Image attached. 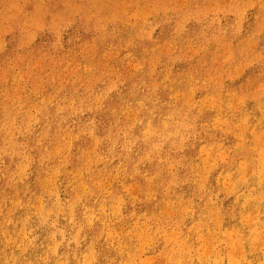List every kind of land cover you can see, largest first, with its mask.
I'll return each instance as SVG.
<instances>
[{
	"label": "rangeland",
	"instance_id": "obj_1",
	"mask_svg": "<svg viewBox=\"0 0 264 264\" xmlns=\"http://www.w3.org/2000/svg\"><path fill=\"white\" fill-rule=\"evenodd\" d=\"M224 3L225 4L227 3V4L225 5ZM262 5H263V8H262ZM87 9H89L90 11ZM199 9L201 12L199 11ZM262 9H264V0H186V1L185 0H145V2L144 0H123V1L122 0H0V129L1 128L3 129V130L1 129L2 131L0 130V208L2 206L7 208L5 209L4 207H2V210L0 209L1 210L0 211V227H1L0 228L1 229L0 230V241L2 240L0 242V245L4 243V240L7 239L8 241V242L5 241V243L7 242V244H3L2 246H0L1 264H6L7 263L6 261H8L7 264H14L13 261L9 260L10 258H12L13 260L14 257L17 259L20 258L21 260H27L29 261L30 264H33L35 259L39 258L40 251L43 250V239H42L41 233L47 232L49 228H51V232H50L51 235L52 234L56 235L58 233H61L62 230L63 232L61 234H64V236L66 235L58 243V246H57L58 251H60L61 249V246L59 245L60 243L62 244L66 242L69 246L68 252L64 253L63 264L64 263L65 264H84L85 261H86V264H88V261H89L88 259H90V255L92 254V253L90 254L91 250H93L92 252H95V253L92 254L89 264H92V263L93 264L94 263L95 264L96 263L97 264H107V263L108 264H116V263L122 264L124 261H126V264H159L160 261H161V264H167L166 262H168V264H171L172 257L173 259L175 258L179 259L177 261L176 259L175 261L172 260L173 261L172 264L174 263L177 264L178 262H179L178 264H233V260L237 256L239 257L240 262H237L238 261V257H237L236 258L237 261H234L235 262L234 264L236 263L237 264H259L260 262H262L260 264H264V258H263L264 257V229L262 230V228H264V225H263L264 224V215H263L264 207L261 209V207L264 206V181H263L264 178H262V176L264 175V171H263L264 169V152H263L264 148H262L263 147L262 145H264V135H263L264 133V92H262L264 91V75H263L264 74V12H263L264 10L262 11ZM86 12H87V15H85ZM63 15H65L64 18H63ZM260 20L262 21L261 22L262 24L259 22ZM20 22L23 25L25 23V25L22 26ZM24 36L27 37V38L25 37V40H24ZM28 38L32 40L31 42L29 41L30 43L29 42L27 43ZM236 39H237V42H236ZM103 52L104 53L106 52V53L104 54ZM228 54L230 56H228ZM223 61H225V63ZM196 69L197 71L195 72ZM230 72H231V75H230ZM162 77L164 79H162ZM143 80L147 84L141 83L143 82ZM202 81L204 83H201ZM181 83L183 84L181 85ZM145 87L146 88L148 87V88L146 89ZM165 87H166V90H164ZM233 90L237 91V95H236V92ZM229 91H231V93L233 92V94L235 93L234 94L235 97L233 96V94L230 96L231 93L229 94L228 93ZM14 92L16 93V95L14 94ZM7 93L8 95H6ZM93 93L95 94L93 95ZM181 93L183 94V97ZM17 94L18 96H22L21 97L22 100L20 99V97L15 98V97H18ZM239 94L242 96H240ZM227 95L229 96L228 98L223 97ZM88 96L90 98H88ZM167 96H170V97L167 98ZM211 96L213 97V99ZM6 97H8V100H6ZM59 97L61 98V100ZM203 97H207V98H203ZM42 98H43V102L45 103L41 104ZM45 98L48 100H50L51 98L52 99L48 103H46L48 100H46ZM119 98L124 99V100L122 99L123 101L121 100L122 103L120 104H119L120 102ZM1 99L3 100L1 101ZM129 99H131V101ZM139 99H141V101ZM218 99H221V100H218ZM226 99L227 101H230V99L232 100V102L230 101L232 107L229 104L230 102H227V101L224 102V100ZM222 100L224 104L228 103L229 106L226 104L227 106L226 107L224 104H222L220 102ZM16 101H20L21 105H20V102L17 103ZM162 101L164 102L162 103ZM4 102L11 103V105L10 103L9 105L6 103V107H5L6 110L3 109V105L5 104ZM94 102L96 105L94 104ZM138 102L140 105H138ZM22 103L24 105H22ZM68 103L69 104L73 103L74 105L73 104L69 105ZM77 103L79 105L82 104L80 105L82 108H80V106ZM133 103L135 104L137 103V104L134 106ZM168 103L169 104L171 103L172 106L170 104L171 106L170 107ZM201 104L203 105L201 106ZM19 105L22 109H20ZM33 105L35 106L33 107ZM137 105L139 106V108ZM222 105L226 108L230 107L229 112L227 111L228 109H225ZM17 106L19 107V109H17L18 108ZM24 106L25 107L28 106V109L27 107L23 109ZM31 106L35 109L34 111L35 113L32 112L33 108ZM114 106L117 107L118 109L117 108H115L116 110L113 109ZM221 106L222 108H220ZM30 107L32 108L31 110L29 109ZM124 108L125 110H123ZM154 108H156V110ZM217 108H219V111H216L218 110ZM3 110H4V113H3ZM56 110H57V113H56ZM112 110L117 111V112H113ZM122 110L124 112L126 111L125 114H123ZM143 111L145 113L144 115H142ZM129 112L131 114L133 112L134 113L131 115ZM162 112H165V113H162ZM29 113L31 114V117H32L31 121H30L31 117L29 116L30 115ZM58 113H60V115ZM113 113H116L117 117L115 116V114L113 115ZM168 113H170L169 114L170 117L169 115H167ZM5 114H6V117L4 120L2 117H4ZM13 116L15 117L13 118ZM158 116H161V117L159 118ZM131 117L134 119V121L136 120L137 123L134 122ZM148 117H150V120L148 119ZM241 117H243L244 119ZM54 118H55V121H54ZM118 118L120 119L119 121L120 124H118L117 122ZM130 118L134 122V126L136 125L135 128ZM143 118H144V122H143ZM145 118H147L148 121ZM161 118L163 121L158 120ZM11 119H12V122H10ZM240 119L241 120L243 119L245 122L242 121L241 123L239 121ZM167 120L168 121L170 120V121L167 122ZM91 121L93 124L90 123ZM102 121L104 122L103 125H102ZM161 121L162 123H160ZM129 122L132 124V126L131 124L129 125ZM139 122L144 123V124L145 123L148 124L149 122L150 124L148 126L150 127H147L146 125H143V124L141 125ZM224 122L227 124V126H225ZM11 123H14V124H11ZM127 123L129 127L127 126ZM87 124L88 125L90 124V125L88 126ZM157 124H160V125H158L157 127ZM5 125L7 128L4 129ZM116 125H118L117 129H119L120 131L115 129ZM47 126H49L48 130H47ZM83 126H85V129L83 128ZM86 126L90 128L92 127V129L90 130V128ZM109 126L111 129L109 128ZM143 126H145L144 129H146V131L143 130ZM252 126L254 128H252ZM151 127H152V130H151ZM16 128H18L20 132L17 131ZM105 128L108 131L105 130ZM139 128L140 130L141 129L142 130L140 131ZM147 128L149 129L147 130ZM177 128H178V131H177ZM10 129H12V131L14 132L11 133L12 131ZM101 129L103 130V132ZM238 130H241L242 134H240L241 131L239 132ZM37 131L39 132V134ZM44 131L47 132V134ZM66 131H69V132H66ZM90 131L92 132L94 131V132L92 133ZM43 132L44 134H46V135L44 134L43 135L45 139L47 140L42 138V136L39 137V135H42ZM107 132H109V135ZM251 132L252 134H250ZM35 133L37 134L35 135ZM136 133L137 135L139 133L140 136H137ZM87 134H90V135L87 136ZM106 134L109 138L106 137ZM128 134H129V137H127ZM131 134L132 136H130ZM142 134L145 136L148 135L146 136L148 137V139L145 137L146 139L145 140ZM57 135L59 137H57ZM71 135H73V137L77 136V138L75 139V137L73 138ZM237 135H239V137ZM52 136L56 138L53 137L54 138L53 139ZM13 137H15L16 140L12 139ZM93 137L94 138L96 137V138L94 139ZM261 137L263 138V141ZM37 138H40L38 140L40 141L38 142V144H36ZM59 138H60V141H59ZM90 139H91V142H90ZM51 140L53 141L54 144L53 143L52 144L54 146L51 143H49ZM69 140H70V143L68 142ZM96 140L100 144L96 143ZM259 140L261 142L260 144H259ZM57 141L59 142L57 143ZM138 141L139 143H137ZM94 142L96 144L95 146L96 148L94 147V144L93 146L92 144H90ZM48 143L50 145L49 147L47 146ZM202 144H204L205 146L203 147ZM45 145L47 148L45 147ZM74 145L76 146V148ZM24 146L25 148H23ZM40 147L41 149H39ZM150 147L152 148L154 147V149L155 148L156 149L153 150ZM54 149H55V152H54ZM113 149L115 152L111 151ZM206 149L208 151H205ZM84 150H86L87 152ZM200 150L202 153L200 152ZM62 151L63 153H61ZM94 151H95V154H94ZM99 151H101V153ZM197 151L200 152L201 154L200 153L197 154ZM203 151L205 154L203 153ZM210 151L212 153H209ZM91 152L93 154H91ZM126 152L128 153L131 152V153L128 154ZM218 152H220L219 155H218ZM241 152H244V154ZM73 153H75V155ZM80 153L81 155L83 154L84 155L80 156L79 155ZM97 153H98V156L100 154L99 157L97 156ZM154 153H155V156L153 155ZM246 153H247V156L245 159ZM134 154L136 155L134 156ZM233 154L238 155V156L234 158L232 157ZM240 154L241 156H239ZM221 155L222 156L224 155L225 157H222ZM79 156L82 158V160L80 159ZM84 156L85 158L87 157V159L88 157L90 158L88 159V162L87 160H85ZM181 156L183 158H181ZM229 156L230 158L228 159L229 160L228 161L229 163H228L226 157H229ZM200 157H202V159H199ZM54 158L55 159L57 158L56 160L58 162L61 160V162L56 163L57 161H55ZM102 158L103 159L105 158V159L103 160ZM106 158L108 160H106ZM225 158H226V161H225ZM74 159L76 160L75 162H74ZM206 159L210 161H207ZM211 159L212 161L214 160L216 162L215 164L217 165L214 164V161L211 162ZM41 160L43 161L41 162ZM83 160H85L86 162ZM114 160H116V162ZM117 160L120 163H119L118 169L114 171L115 168H117L115 166L118 165ZM202 160H205L204 164L206 165V167L205 165H202L203 164ZM239 160H241L242 163L241 161L239 162ZM18 162L19 163L21 162V163L19 164ZM84 162L86 163V165ZM209 162H211V164ZM68 163H71V165ZM194 163H196L197 165L196 164L194 165ZM212 163L215 165V166L213 165L215 168L212 166H209V164L212 165ZM224 163L225 165H223ZM239 163L241 164L240 166H242L243 168L242 171H245V174L241 171V169H239L240 168L238 167ZM245 163H247L246 166L248 165L247 169L246 167L244 168L245 165L243 166V164ZM18 164L20 165L19 167L21 168H24L26 166L27 167L24 170L20 168L22 170L21 171L18 168ZM121 164L123 165V167ZM173 164L175 165V167L173 166ZM63 165L64 166L67 165V167L62 168ZM133 165H136V166H133ZM235 165H236V169L234 167ZM53 166L55 167V169ZM70 166H71V169H70ZM73 166L75 168H73ZM88 166L89 168L90 166L92 168V169L90 168V171L88 169ZM167 166L169 169H167ZM201 166H203L202 168L206 170L202 169ZM208 166L211 167L210 169L211 172L209 170L207 172L208 176H206L205 173L207 171V168L209 169ZM249 166L251 169L253 168L252 169L253 171L251 170V172H249L250 170ZM56 168H58L60 171ZM136 168L137 170H135ZM143 168L146 170H144ZM81 169H82V172H81ZM232 169H234V171ZM55 170L56 171L58 170L59 173L57 172L55 174L54 173ZM96 170L98 171L99 174L97 173ZM138 170L142 175L139 172L137 173ZM36 171L37 173H35ZM113 171L116 173H114ZM134 171H136V173ZM204 171L205 173H203ZM76 172L78 174H75ZM89 172L90 174H88ZM93 172L94 174H92L93 175L92 176L91 173ZM145 172L146 173L150 172V173L146 174ZM246 172H249L250 175L248 173L247 174L249 176L246 175ZM95 173H96V176H95ZM57 174L58 175L60 174V175L56 176ZM97 174L98 176H100V178L99 177L97 178ZM115 174L117 175L116 177H115ZM128 174L132 176H129ZM150 174H152L153 177H151ZM203 174L208 178V179H205L206 180L205 182H204ZM221 174H223L222 176L224 178L221 176ZM226 175L228 176L226 177ZM80 176L83 177L81 179L79 178L81 181L79 179L77 180V177H80ZM90 176H92V178ZM112 176L114 177V179H112ZM201 176H203V178ZM239 176H241L242 179ZM46 177L47 179H45ZM149 177H151L150 179L153 181L154 184H151L152 181H150V185L148 184L149 183L148 181L150 180ZM9 178L11 181L8 180ZM11 178H13L14 180L12 181ZM72 178L73 180L71 181ZM94 178H96V180L99 179L98 183H100V185H103V186L97 187V185L99 184L97 183V181H95ZM129 178H132L133 180L131 179L129 181ZM201 178L203 179V182L205 184L204 187H203V183L201 182L202 181ZM225 178H227L226 181H225ZM143 179L145 180V184L148 182L147 183L148 185H145L142 182ZM154 179L157 181H154ZM125 180H127L126 181L127 183L135 182L136 180L135 182L136 184L134 183L135 184L134 186L132 183L126 184ZM221 180H223L224 182H227L228 185L226 183L225 184L222 183V185L224 184L225 186H228V188H230L228 191L225 188V186L224 188L226 190L225 189H224L225 191L223 190V186H221V183H220L223 181ZM227 180L231 182L232 185H229L230 183ZM259 180L261 184L258 183ZM21 181L23 184L21 183ZM39 181L40 182L42 181L43 183H40ZM62 181L63 183H61ZM85 181L86 183H84ZM217 182L219 185L217 184ZM46 183L48 185H46ZM82 183H84L83 184L84 186L82 185ZM138 183H140V185H138ZM60 184H63L62 186L65 188H60L62 187ZM94 184L96 186H94ZM49 185L52 186V189ZM70 185H71V188H69ZM81 185L82 187H85V185L87 186L85 188L86 190L83 188V192L81 190L82 189ZM89 185H91L92 187L91 186L89 187ZM129 185L131 188L129 187ZM136 185L139 187H137ZM199 185L200 187H198ZM42 186L43 187L45 186V187L43 188ZM72 186L73 187L78 186V187L73 188ZM119 186L121 187L123 186V187L120 188ZM148 186L151 189L150 191L148 190V193H147L145 189L146 188L149 189ZM46 187L50 189V191L54 194L49 192V190ZM53 187L55 188L57 187V189L55 190ZM96 187H97V191H95ZM92 188L94 190H92ZM199 188L204 189V190H201ZM63 189H65L64 191L65 193L63 192ZM78 189L80 190L78 191ZM87 189L88 190L90 189V191H88ZM98 189H101V191ZM103 189L106 192L103 191L104 192L103 193L102 192ZM115 189H117V191L119 190L120 193L117 192ZM139 189H140V192H139ZM235 189L237 190V192H235L236 191ZM46 190L49 193L46 192ZM109 190L110 191L112 190V191L110 192ZM199 190L201 191L199 192ZM56 191L59 193V195L58 193H56ZM98 191L103 194L98 193ZM229 191L230 192L233 191V192L230 193ZM77 192H79V196ZM87 192L96 193V194H92L91 196L93 197H91L90 193L88 195ZM172 192L174 195L172 194ZM110 193H112V195ZM118 193L120 194V196ZM135 193L137 195H135ZM149 193H152V194L150 195ZM75 194L78 196L77 197L78 199L75 198L76 197ZM83 194L86 196V199H85V196L83 197ZM143 194L145 195L144 197H143ZM235 194L237 195L235 196ZM202 195L204 196L201 197ZM95 196L98 199H96ZM128 196L130 197L128 198ZM178 196H182V198ZM100 197L102 198V200L101 202H98L101 199ZM117 197L121 199L122 197L123 199L126 197V199L127 198L129 199V201L128 199L127 200L124 199L122 200L123 201L122 202ZM132 197L134 198L135 201L133 200ZM162 197L168 200L170 199L168 201L170 202L168 203L169 206L167 205L168 208L165 205V201L167 203V200L165 199L162 200L163 199ZM237 197H239L240 199ZM246 197H247L246 200L248 202L246 200H243ZM151 198L153 199L150 200ZM178 198L182 200L180 201L178 200ZM209 198H212V199H209ZM250 198L252 199L250 200ZM257 198L258 199L260 198L259 199L260 201L258 200L259 202L257 201ZM37 199H40V200H37ZM207 199H209L208 201L211 202L212 205H210ZM237 199H238V202H237ZM6 200L7 202H9V200H11L12 202L14 201V204H17L15 205L16 207L14 206V204L11 205L12 204L11 201L10 203H7ZM17 200H19V202ZM41 200L43 203L41 202ZM154 200L156 201L161 200L162 202L159 201L158 203V201L156 202ZM242 200L244 202H241ZM62 201H65V202H62ZM67 201L69 202L67 203ZM107 201H109V204L107 203ZM172 201L174 202L176 201V202L172 203ZM140 202H142V204ZM187 202H190V204L189 203L187 204ZM240 202L244 210L240 206ZM64 203H66L65 206H64ZM97 203L98 204L100 203L102 212L97 211V210H100V208L96 210L93 209L95 208L94 206H96ZM110 203H111V206L113 204L112 208L109 207ZM154 203H158L155 206L156 208L154 207L155 209L153 208ZM244 203L246 204L244 205ZM114 204L117 206L114 207ZM176 204H179L177 205L178 207L174 206ZM30 205L32 206V208ZM87 205L88 207L91 206L90 208H92L93 210L87 209L85 212H83V210L87 208ZM100 205L99 206L97 205L96 208L100 207ZM150 205H151V208H150ZM206 205H209V206L206 207ZM38 206L42 210V212L37 209ZM143 206L145 208H143ZM164 206L168 209V211L165 210L166 208ZM171 206H172V210L175 208V210L173 211L171 210L174 214L169 209V207ZM232 206L234 207V209L232 208ZM253 206H255V208H252ZM117 207L118 209L120 208V210H118V212L116 213L117 209L115 208ZM181 207L183 208L184 211H182ZM184 207H186V210ZM216 207L217 209H215ZM177 208L178 210H176ZM209 208L212 210L210 211ZM106 209H108L109 211ZM158 209L159 211H155ZM196 209L197 211L199 210L197 212L199 213V215L196 214ZM10 210L11 212L9 213ZM143 210H145L146 212L144 211L145 212L144 213ZM187 210H189V212ZM230 210H233V211H230ZM38 211L41 214L38 213ZM165 211H167L166 213L170 212L172 215H170L169 213L168 215L166 214L167 215L166 216ZM202 211H204L205 215L202 214L201 216ZM252 211L255 214H252L253 213ZM80 212H82V214ZM95 212H98V214ZM103 212L105 213L104 215H103ZM183 212H186V213L184 214ZM230 212H232V214ZM86 213H89V214H86ZM90 213H92V215L94 216H92ZM143 213L146 215V218ZM149 213L150 214L152 213L151 215L155 219H153L151 215L147 219V217L149 216ZM216 213L218 214V217H215ZM56 214L59 216H57ZM83 214L84 215L86 214L85 215L86 217L88 215H91L92 217L89 216L87 218H83L84 217ZM182 214H184L185 216H182ZM209 214H210V217H209ZM241 214L242 216L239 217ZM245 214H249L251 217L253 216L252 219L249 215H248L249 217L247 215L245 216ZM16 215H17V218L15 217ZM25 215L27 216V218H25ZM177 215H178V218H177ZM197 215L200 216L199 218L201 219V223L198 222L200 220L197 217ZM78 216L79 217L83 216V217L79 219ZM96 216H98L99 218ZM203 216H205V218L202 219ZM23 217H24L25 222L24 220L22 221ZM62 217H63V220H62ZM138 217H139L138 219L139 221L138 223H136L135 221L137 219L135 218H138ZM156 217L158 220L156 219ZM232 217H234V219H231ZM246 217L247 219H249L246 221L247 222L251 221V224H248L245 220H243ZM100 218H102V220H104L105 223ZM214 218H218L216 222L220 221L222 225L217 227V225L221 223L220 222L219 224L215 223ZM236 218H239V219L237 220ZM70 219L71 221L69 222ZM44 220H46V223H44L45 222ZM96 220H97V223L95 224ZM234 220L235 221L237 220L238 222L239 221L240 222L238 223L237 221L235 222ZM98 221L102 222V224H100ZM141 221L143 223H141ZM203 221L205 223H203ZM244 221L245 223H243ZM254 221L256 222L255 224H254ZM68 222H69V225H68ZM81 222L83 223L80 224ZM108 222L111 224H109ZM134 222L136 224H134ZM193 222L195 226L192 224ZM241 222H242V225H241ZM92 223L95 225L92 226ZM20 224L21 225L24 224V225H22L21 227ZM99 224L103 226L104 228V229L102 228L103 231L100 230L101 228L99 227ZM139 224L141 225L140 227L138 226ZM134 225H137V228L136 226L134 227ZM143 225L145 227H143ZM120 226L122 227L120 228ZM176 226L179 228V230ZM197 226H200L198 229L199 231L201 229L200 232L197 230ZM236 226H237V229H236ZM255 226H256V230H261V232L254 230ZM17 227L19 229L18 232L16 230ZM106 227H109L112 229L108 231L109 228H106ZM127 228L129 230L131 228L133 229L136 228V229H134V231L130 230L129 231L130 234H129ZM145 228L146 229L151 228V229L145 230ZM189 228L191 229L193 228V230L190 231ZM205 228L208 230V232H210V230L211 232L212 230L214 231L216 230L215 231L216 233L213 231L212 232L213 235L212 236L210 235L211 239L213 240L212 243H210L211 242L210 237H209L210 240L206 239L207 238L206 236L208 234H206L207 231ZM250 228H253V230ZM2 229H5V231ZM9 229L10 230L12 229L13 231L12 230L9 231ZM115 229H116L117 234L115 232ZM154 229H156V233ZM194 229H195V232H193ZM221 229L224 231H222ZM232 229L233 230L235 229V230L233 231ZM6 230H7L8 235H10L12 238L11 237L8 238L7 234L5 235ZM22 230L26 231V234H29V237L26 236L25 233L22 234L23 233ZM112 230L114 231V233H112L113 232ZM163 230L164 232L166 231V234H163L164 233ZM135 231H137L138 233H136ZM157 231H160V233ZM168 231L169 232L171 231L172 233L169 234ZM228 231L229 233L231 231L232 234H228ZM254 231H256L255 234H254ZM109 232H111V234ZM126 232L128 233L127 234L128 236L126 235ZM131 232H134V235H136L137 238L133 235V233H132L133 235L132 236ZM144 232H148V234ZM176 232H179V233H176ZM258 232H260L261 235L256 234ZM20 233L21 235H19ZM189 233L191 236L189 235ZM192 233H194L193 234L194 236L192 235ZM35 234L37 235L36 237H34ZM197 234L198 235L203 234L202 237H200L201 235H199V238H203V236L205 238L200 240L198 236L196 237ZM217 234H218V237L215 238L216 237L215 235ZM225 234L229 237V239ZM239 234L243 235L244 243H243V240L241 243H238V241L240 240L239 238H241ZM22 235H24L27 238H24V236ZM75 235H78V237L80 236L79 237L80 243L77 244L76 246L71 243V237ZM146 235L151 238L150 242H148L149 238H147ZM234 235L235 237H233ZM253 235L254 236L256 235V237L258 236L259 237L256 239V237H254ZM19 236H21V238L23 237L22 238L23 241L22 240L20 241L21 238H19ZM100 236L102 237L100 238ZM107 236H110L111 237L110 239L113 238L114 241L111 240L110 242ZM138 236L139 237L144 236L143 238L145 237L147 238L143 240L140 237L138 240V241L141 240L142 241V242L140 241L141 243L143 242L147 243L146 245H143L140 242H138L141 244L140 247L142 248L143 251L141 250V248H138L140 244L135 242L137 241L136 239H138ZM152 236H154V238ZM169 236L172 239L173 237L175 239H173V241H171L170 239V241L167 242L169 239V238L167 239V237ZM3 237L5 238L4 240L2 239ZM126 237H130V241H128L129 238L127 239ZM195 237L198 238L199 240L196 239ZM213 237L215 238V242H214ZM15 238L17 239V241H15L16 240ZM31 238L34 240H32ZM218 238H220V241ZM131 239H132V242H131ZM181 239L183 240V242L185 239L186 240L183 243ZM223 239H226V240H223ZM9 240L11 241L13 240L12 241L13 244L9 243L11 242ZM100 240L101 242L102 241L103 242L102 243L99 242L98 244V241ZM208 240L210 242H207ZM253 240L255 241L257 240V242H254ZM260 240H262L263 242ZM176 241L178 242L173 243ZM229 241L233 243L234 248H236L237 250L239 249V251H235L236 249L228 248V246L231 245L229 244L230 243ZM233 241L235 243L237 242L236 246ZM17 242L20 244L19 246ZM115 242L117 244H115ZM129 242H131L130 245H129ZM166 242L167 244H165ZM249 242H253V244ZM104 243H106L105 246L107 245L106 248L104 246ZM178 243H183L184 247L181 248V244L178 245ZM226 243H228L229 245ZM95 244H97L98 246ZM118 244H121V245H118ZM191 244L193 248L191 247ZM239 244H240V247H239ZM245 244L249 247H247ZM4 246L6 247V249H4ZM95 246L99 248H96ZM250 246L252 247L255 246V248L253 249ZM16 247L18 250H16ZM25 247L27 251L25 250ZM164 247H166L165 249L167 251L164 249ZM170 247L171 248L173 247V249H171ZM174 247L176 248L178 247L180 248V250L182 249L183 251L182 250L178 251L179 249L177 248L175 249L176 252L174 253L175 251ZM189 247H191L192 249H190ZM243 247L248 248L249 259L247 260L243 259L244 258L243 253H241L243 250L240 251ZM12 248L13 250L11 253L10 250ZM111 248L112 250H110ZM115 248L116 250H114ZM119 248H121V251L119 250ZM168 248L171 251H168ZM81 250H84L85 254L81 253ZM230 250H231L230 255L232 254L231 257L233 256V254L235 256V257L233 256L234 259H232L233 257L230 259L232 262H230L229 260ZM233 250L235 251L234 253H232ZM112 252H113V255H112ZM237 252L241 253L242 256L241 254L240 256L237 255L238 254ZM87 253H89L88 254L89 258L87 256ZM99 253H100V256H98ZM165 253H167L168 256L170 257V261H169V257L166 258L167 255L164 256ZM171 253L172 254L174 253V256ZM11 254L12 256H10ZM175 254L177 257L175 256ZM66 255L68 257H65ZM162 255L167 260L166 259L162 260V257H163ZM73 256H75L76 258ZM83 256L85 257L87 256V257L85 258ZM95 256L96 258H94ZM22 257H25V258H22ZM2 258L4 259V261L5 260L6 261L3 262ZM45 258H46L45 260L46 262L52 259L51 255L49 254H46ZM80 258H82V260ZM119 258L121 259L119 260ZM240 258H242L243 260H241Z\"/></svg>",
	"mask_w": 264,
	"mask_h": 264
},
{
	"label": "bare ground",
	"instance_id": "obj_2",
	"mask_svg": "<svg viewBox=\"0 0 264 264\" xmlns=\"http://www.w3.org/2000/svg\"><path fill=\"white\" fill-rule=\"evenodd\" d=\"M122 1H123V0H122ZM185 1H186V0H185ZM70 2H71V1H70ZM89 2H90V1H89ZM144 2H145V0H144ZM178 2H179V1H178ZM180 2H181V1H180ZM183 2H184V1H183ZM261 2H262V1H261ZM66 3H67V2H66ZM74 3H75V2H74ZM102 3H103V2H102ZM135 3H136V2H135ZM157 3H158V2H157ZM172 3H173V2H172ZM174 3H175V2H174ZM232 3H233V2H232ZM80 4H81V3H80ZM90 4H91V3H90ZM224 4H225V3H224ZM226 4H227V3H226ZM226 4H225V5H226ZM92 5H93V4H92ZM101 5H102V4H101ZM155 5H156V4H155ZM210 5H211V4H210ZM3 6H4V5H3ZM156 6H157V5H156ZM173 6H174V5H173ZM204 6H205V5H204ZM208 7H209V6H208ZM259 7H260V6H259ZM262 8H263V5H262ZM11 9H12V8H11ZM65 9H66V8H65ZM259 9H260V8H259ZM71 10H72V9H71ZM87 10H89V9H87ZM157 10H158V9H157ZM163 10H164V9H163ZM203 10H204V8H203ZM263 10H264V9H262V11H263ZM76 11H77V10H76ZM89 11H90V10H89ZM199 11H200V9H199ZM12 12H13V11H12ZM17 12H18V11H17ZM72 12H73V11H72ZM87 12H88V11H87ZM87 12H86L85 15H87ZM200 12H201V11H200ZM263 12H264V11H263ZM6 13H7V12H6ZM13 13H14V12H13ZM77 13H78V12H77ZM111 13H112V12H111ZM149 13H150V12H149ZM70 14H72V13H70ZM82 14H83V12H82ZM256 14H257V13H256ZM259 14H260V13H259ZM259 14H258V15H259ZM16 16H17V15H16ZM16 16H15V17H16ZM60 16H61V15H60ZM64 16H65V15H63V18H64ZM66 16H67V14H66ZM83 16H84V15H83ZM91 16H92V15H91ZM144 16H145V15H144ZM198 16H199V15H198ZM200 16H201V15H200ZM18 17H19V16H18ZM18 17H17V18H18ZM20 18H22V17H20ZM57 18H58V17H57ZM59 18H60V17H59ZM61 18H62V17H61ZM63 18H62V19H63ZM189 18H190V17H189ZM200 18H201V17H200ZM200 18H199V19H200ZM24 19H25V17H24ZM38 19H39V18H38ZM90 19H91V18H90ZM145 19H146V17H145ZM194 19H195V18H194ZM57 20H58V19H57ZM60 20H61V19H60ZM87 20H88V19H87ZM103 20H104V19H103ZM20 21H21V20H20ZM28 21H29V20H28ZM34 21H35V20H34ZM36 21H37V20H36ZM114 21H115V20H114ZM38 22H39V21H38ZM57 22H58V21H57ZM259 22L261 23L262 21L260 20ZM33 23H34V22H33ZM20 24H21V22H20ZM31 24H32V23H31ZM40 24H41V22H40ZM104 24H105V23H104ZM261 24H262V23H261ZM21 25L24 26L25 23H24V25H23V24H21ZM219 25H220V24H219ZM54 26H55V25H54ZM102 26H103V25H102ZM177 26H178V25H177ZM35 27H36V26H35ZM39 27H40V26H39ZM33 28H34V27H33ZM100 28H101V27H100ZM176 28H178V27H176ZM35 29H36V28H35ZM41 30H42V29H41ZM101 31H102V30H101ZM141 31H142V30H141ZM238 31H239V30H238ZM2 32H3V31H2ZM32 32H33V31H32ZM236 33H237V32H236ZM31 34H32V33H31ZM26 35H28V34H26ZM134 35H136V34H134ZM245 36H246V35H245ZM25 37H26V36H24V40H25ZM32 37H33V36H32ZM113 37H114V36H113ZM26 38H27V37H26ZM223 38H224V37H223ZM30 39H31V37H30ZM30 39L28 38L27 43H28L29 41H30V42L32 41V40H30ZM140 39H141V38H140ZM218 39H219V37H218ZM247 39H248V38H247ZM250 39H251V38H250ZM215 41H216V40H215ZM30 42H29V43H30ZM236 42H237V39H236ZM241 42H242V41H241ZM1 43H2V42H1ZM25 43H26V41H25ZM219 43H220V42H219ZM224 43H225V42H224ZM248 43H249V42H248ZM246 44H247V43H246ZM129 45H130V44H129ZM225 45H226V44H225ZM225 45H224V46H225ZM243 45H244V44H243ZM243 45H242V46H243ZM126 46H127V45H126ZM216 46H217V45H216ZM156 48H157V47H156ZM215 48H216V47H215ZM219 48H220V47H219ZM228 48H229V47H228ZM243 48H244V47H243ZM243 48H241V49H243ZM245 48H246V46H245ZM157 49H158V48H157ZM225 49H226V47H225ZM232 49H233V48H232ZM220 50H221V49H220ZM227 50H228V49H227ZM244 51H245V50H244ZM239 52H241V51H239ZM246 52H247V51H246ZM96 53H97V52H96ZM103 53H104V52H103ZM105 53H106V52H105ZM105 53H104V54H105ZM223 53H224V52H223ZM225 53H226V52H225ZM227 53H228V52H227ZM101 54H102V53H101ZM245 54H246V53H245ZM251 54H252V53H251ZM246 55H247V54H246ZM105 56H107V55H105ZM228 56H230V55L228 54ZM247 56H248V55H247ZM226 57H227V56H226ZM232 57H233V56H232ZM254 57H255V56H254ZM228 58H229V57H228ZM228 58H227V59H228ZM230 58H231V57H230ZM102 59H103V58H102ZM108 59H109V58H108ZM87 60H88V59H87ZM103 60H104V59H103ZM232 60H233V59H232ZM246 60H247V59H246ZM253 60H254V59H253ZM90 61H91V60H90ZM205 61H206V60H205ZM106 62H107V61H106ZM223 62L225 63V61H223ZM232 62H233V61H232ZM202 63H203V62H202ZM85 64H86V63H85ZM203 64H204V63H203ZM247 64H248V63H247ZM235 65H236V64H235ZM235 65H234V66H235ZM231 66H232V65H231ZM231 66H230V67H231ZM186 68H187V67H186ZM184 69H185V68H184ZM231 69H232V68H231ZM101 71H102V70H101ZM196 71H197V69L195 70V72H196ZM100 74H102V73H100ZM196 75H197V73H196ZM219 75H220V74H219ZM230 75H231V72H230ZM263 75H264V74H263ZM157 76H158V75H157ZM142 78H143V76H142ZM191 78H192V77H191ZM162 79H164V78L162 77ZM196 79H197V78H196ZM141 80H142V79H141ZM154 80H155V78H154ZM190 80H191V79H190ZM212 80H213V79H212ZM160 82H161V81H160ZM178 82H179V81H178ZM141 83L147 84V83L144 82V80H143V82H141ZM201 83H204V82L202 81ZM182 84H183V83H181V85H182ZM131 85H132V84H131ZM147 86H148V85H147ZM256 86H257V85H256ZM258 86H259V85H258ZM260 86H261V85H260ZM125 87H126V86H125ZM151 87H152V86H151ZM145 88H146V87H145ZM147 88H148V87H147ZM147 88H146V89H147ZM237 88H238V87H237ZM250 88H251V87H250ZM256 88H257V87H256ZM261 88H262V87H261ZM97 89H98V88H97ZM97 89H96V90H97ZM136 89H137V87H136ZM150 89H151V88H150ZM90 90H91V89H90ZM111 90H112V89H111ZM164 90H166V87L164 88ZM240 90H241V88H240ZM255 90H256V89H255ZM53 91H54V90H53ZM105 91H106V90H105ZM130 91H131V89H130ZM168 91H169V89H168ZM177 91H178V90H177ZM214 91H215V90H214ZM233 91H235V92H236V95H237V91H236V90H233ZM253 91H254V90H253ZM260 91H261V90H260ZM9 92H10V91H9ZM16 92H17V91H16ZM51 92H52V90H51ZM99 92H100V91H99ZM116 92H117V91H116ZM126 92H127V91H126ZM150 92H151V91H150ZM150 92H149V93H150ZM158 92H159V91H158ZM178 92H179V91H178ZM224 92H225V91H224ZM262 92H264V91H262ZM40 93H41V92H40ZM73 93H74V92H73ZM128 93H129V92H128ZM228 93L230 94L231 91H229ZM228 93H227V94H228ZM257 93H258V92H257ZM10 94H11V93H10ZM14 94L16 95L15 92H14ZM94 94H95V93H93V95H94ZM106 94H107V93H106ZM117 94H118V93H117ZM181 94H182V93H181ZM188 94H189V93H188ZM217 94H218V93H217ZM232 94H233V92L230 94V96H231ZM234 94H235V93H234ZM234 94H233V96H234ZM6 95H8V93H7ZM78 95H79V94H78ZM150 95H151V94H150ZM207 95H208V94H207ZM210 95H212V94H210ZM214 95H215V94H214ZM239 95H240V94H239ZM239 95H238V97H239ZM17 96H18V94H17ZM36 96H37V95H36ZM64 96H65V95H64ZM123 96H124V95H123ZM130 96H131V95H130ZM148 96H149V95H148ZM148 96H147V97H148ZM240 96H242V95H240ZM254 96H255V95H254ZM256 96H257V95H256ZM19 97H20V99H21L22 96H18V97H15V98H19ZM53 97H55V96H53ZM65 97H66V96H65ZM75 97H76V95H75ZM92 97H93V96H92ZM102 97H103V96H102ZM168 97H170V96H167V98H168ZM182 97H183V94H182ZM207 97H208V96H207ZM207 97H203V98H207ZM211 97H212V96H211ZM211 97H210V98H211ZM214 97H215V96H214ZM217 97H218V96H217ZM223 97H227V98H228L229 96L227 95V96H223ZM234 97H235V96H234ZM234 97H233V98H234ZM238 97H237V98H238ZM47 98H49V97H47ZM59 98H60V97H59ZM88 98H90V97L88 96ZM88 98H87V99H88ZM93 98H94V97H93ZM103 98H104V97H103ZM120 98H121V97H120ZM120 98H119V99H120ZM134 98H135V97H134ZM221 98H222V97H221ZM240 98H241V97H240ZM32 99H33V98H32ZM45 99H46V98H45ZM51 99H52V98H51ZM51 99H50V100H51ZM122 99H123V98H122ZM122 99H120L119 104L122 103V102H121ZM187 99H188V98H187ZM189 99H190V98H189ZM212 99H213V97H212ZM216 99H217V98H216ZM231 99H232V98H231ZM231 99H230V101L232 102ZM235 99H236V98H235ZM238 99H239V98H238ZM238 99H237V100H238ZM241 99H242V98H241ZM2 100H3V99H1V101H2ZM4 100H5V99H4ZM6 100H8V97H6ZM6 100H5V101H6ZM16 100H17V99H16ZM21 100H22V99H21ZM21 100H20V101H21ZM39 100H40V99H39ZM46 100H48V99H46ZM46 100H45V101H46ZM50 100H48L46 103H48ZM53 100H54V99H53ZM57 100H58V98H57ZM60 100H61V98H60ZM60 100H59V101H60ZM65 100H66V99H65ZM74 100H75V99H74ZM88 100H89V99H88ZM110 100H111V98H110ZM123 100H124V99H123ZM123 100H122V101H123ZM129 100L131 101V99H129ZM129 100H128V102H129ZM132 100H133V98H132ZM135 100H136V99H135ZM139 100L141 101V99H139ZM139 100H137V101H139ZM177 100H178V99H177ZM198 100H199V99H198ZM205 100H206V99H205ZM210 100H211V99H210ZM218 100H221V99H218ZM218 100H217V101H218ZM237 100H236V101H237ZM239 100H240V99H239ZM20 101H16V102L18 103V102H20ZM63 101H64V100H63ZM137 101H136V102H137ZM185 101H186V100H185ZM217 101H216V102H217ZM226 101H227V99L224 100V102H226ZM230 101H227V102H230ZM240 101H241V100H240ZM240 101H239V102H240ZM242 101H243V100H242ZM26 102H28V101H26ZM26 102H25V103H26ZM55 102H56V101H55ZM101 102H102V100H101ZM114 102H115V101H114ZM116 102H117V101H116ZM133 102H134V101H133ZM163 102H164V101H162V103H163ZM220 102H221L222 104H224L223 100L220 101ZM220 102H219V103H220ZM231 102H230L229 104H230V106L232 107ZM1 103H2V102H1ZM4 103H5V102H4ZM6 103H7V102H6ZM6 103L4 104L5 106L3 105V109H4V110H6V109H5V107H6ZM9 103H10V102H9ZM9 103H7V104L9 105ZM14 103H15V101H14ZM17 103H16V104H17ZM38 103H39V102H38ZM42 103H45V102H43V98H42V102H41V104H42ZM85 103H86V102H85ZM96 103H97V102H96ZM186 103H187V102H186ZM201 103H202V102H201ZM211 103H212V102H211ZM242 103H243V102H242ZM16 104H15V105H16ZM52 104H54V103H52ZM52 104H51V105H52ZM68 104H69V103H68ZM71 104H73V103H70L69 105H71ZM77 104H78V103H77ZM86 104H87V103H86ZM94 104H95V102H94ZM129 104H130V102H129ZM131 104H132V102H131ZM133 104H134V106H135L137 103H136V104L133 103ZM168 104H169V103H168ZM170 104H171V103H170ZM170 104H169V106H170ZM183 104H184V103H183ZM188 104H189V102H188ZM216 104H217V103H216ZM226 104L229 106L228 103H226ZM226 104H224V105L226 106ZM10 105H11V103H10ZM17 105H18V104H17ZM20 105H21V102H20ZM20 105H19V107H20ZM22 105H24V104L22 103ZM25 105H26V104H25ZM39 105H40V104H39ZM73 105H74V104H73ZM78 105H79V104H78ZM80 105H82V104H80ZM80 105H79V106H80ZM95 105H96V104H95ZM127 105H128V104H127ZM138 105H140L139 102H138ZM138 105H137V106H138ZM144 105H145V104H144ZM160 105H161V103H160ZM194 105H195V104H194ZM194 105H193V106H194ZM202 105H203V104H201V106H202ZM34 106H35V105H33V107H34ZM117 106H118V105H117ZM171 106H172V104H171ZM171 106H170V107H171ZM181 106H182V105H181ZM189 106H190V105H189ZM189 106H188V107H189ZM222 106H223V105H222ZM222 106H221L220 108H222ZM256 106H257V105H256ZM17 107H18V106H17ZM19 107H18L17 109H19ZM26 107H27V109H28V106H26ZM26 107L24 106L23 109H25ZM31 107H32V106H31ZM31 107L29 108L30 110L33 108V107H32V108H31ZM42 107H43V106H42ZM49 107H50V106H49ZM77 107H78V106H77ZM94 107H95V106H94ZM126 107H127V106H126ZM126 107H125V108H126ZM158 107H159V106H158ZM186 107H187V106H186ZM199 107H200V105H199ZM204 107H205V106H204ZM209 107H210V106H209ZM215 107H216V106H215ZM223 107H224V106H223ZM226 107H227V106H226ZM226 107H224V108H225V109H228L227 111L229 112V108H230V107H228V108H226ZM11 108H12V107H11ZM11 108H10V109H11ZM13 108H14V107H13ZM51 108H52V107H51ZM59 108H60V107H59ZM70 108H71V107H70ZM80 108H82V107L80 106ZM97 108H98V107H97ZM115 108H117V107L114 106L113 109H115ZM125 108H124L123 110H125ZM128 108H129V107H128ZM138 108H139V106H138ZM151 108H152V107H151ZM159 108H160V107H159ZM193 108H194V107H193ZM20 109H22V108L20 107ZM33 109H34V108H33ZM33 109H32V112L35 111V109H34V110H33ZM109 109H111V108H109ZM109 109H108V111H109ZM117 109H118V108H117ZM144 109H145V108H144ZM154 109L156 110V108H154ZM157 109H158V108H157ZM217 109H218V110H216V111H219V108H217ZM255 109H256V107H255ZM257 109H258V107H257ZM4 110H3V113H4ZM8 110H9V109H8ZM37 110H38V109H37ZM81 110H82V109H81ZM84 110H85V109H84ZM115 110H116V109H115ZM123 110H122V112H123V114H125L126 111L124 112ZM148 110H149V109H148ZM112 111H113V110H112ZM131 111H132V110H131ZM131 111H130V112H131ZM136 111H137V110H136ZM189 111H190V110H189ZM222 111H223V110H222ZM230 111H231V110H230ZM237 111H238V110H237ZM20 112H21V111H20ZM22 112H23V111H22ZM28 112H29V111H28ZM30 112H31V111H30ZM32 112H31V113H32ZM60 112H61V111H60ZM81 112H82V111H81ZM113 112H117V111H113ZM130 112H129V113H130ZM150 112H151V111H150ZM150 112H149V113H150ZM159 112H160V111H159ZM159 112H158V114H159ZM169 112H170V111H169ZM171 112H172V111H171ZM178 112H179V111H178ZM187 112H188V111H187ZM7 113H8V112H7ZM34 113H35V112H34ZM56 113H57V110H56ZM71 113H72V112H71ZM109 113H110V112H109ZM120 113H121V111H120ZM133 113H134V112H133ZM133 113H132V114H133ZM149 113H148V114H149ZM162 113H165V112H162ZM29 114H30V113H29ZM32 114H33V113H32ZM58 114L60 115V113H58ZM58 114H56V115H58ZM110 114H111V113H110ZM114 114H115V116L117 115L116 113H113V115H114ZM130 114H131V113H130ZM132 114H131V115H132ZM135 114H136V112H135ZM135 114H134V116H135ZM139 114H140V113H139ZM144 114H145V113H144V111H143V114H142V115H144ZM156 114H157V113H156ZM158 114H157V115H158ZM169 114H170V113H168L167 115H169ZM218 114H219V113H218ZM14 115H15V114H14ZM24 115H25V113H24ZM127 115H128V114H127ZM146 115H147V114H146ZM146 115H145V116H146ZM157 115H156V116H157ZM185 115H186V114H185ZM221 115H222V114H221ZM245 115H246V114H245ZM29 116L31 117V114H30ZM88 116H89V115H88ZM110 116H111V115H110ZM119 116H120V115H119ZM119 116H118V117H119ZM123 116H124V115H123ZM134 116H133V118H134ZM149 116H150V115H149ZM215 116H216V115H215ZM5 117H6V114H5V116L2 117V118L5 120ZM14 117H15V116H13V118H14ZM104 117H105V116H104ZM116 117H117V116H116ZM150 117H151V116H150ZM150 117H148L149 120H150ZM158 117L160 118L161 116H158ZM169 117H170V115H169ZM172 117H173V116H172ZM186 117H187V116H186ZM246 117H247V116H246ZM253 117H254V116H253ZM13 118H12V119H13ZM17 118H18V117H17ZM100 118H101V117H100ZM120 118H121V117H120ZM131 118H132V117H131ZM131 118H130V120H131ZM133 118H132V120L134 121ZM152 118H153V116H152ZM241 118H243V117H241ZM3 119H2V120H3ZM12 119H11L10 122H12ZM31 119H32V117L30 118V121H31ZM41 119H42V118H41ZM67 119H68V118H67ZM71 119H72V118H71ZM92 119H93V118H92ZM136 119H137V118H136ZM138 119H139V118H138ZM145 119L147 120V118H145ZM166 119H167V117H166ZM234 119H235V118H234ZM243 119H244V118H243ZM243 119H242V120L240 119L239 121L242 123V121H244ZM246 119H247V118H246ZM254 119H255V118H254ZM262 119H263V118H262ZM9 120H10V119H9ZM89 120H90V119H89ZM107 120H108V119H107ZM112 120H113V119H112ZM132 120H131V121H132ZM158 120L160 121V120H162V118H161V119H158ZM158 120H157V121H158ZM172 120H173V118H172ZM213 120H214V119H213ZM213 120H212V121H213ZM215 120H216V119H215ZM54 121H55V118H54ZM83 121H85V120H83ZM97 121H98V120H97ZM119 121H120V119L118 118V121H117L118 124H120ZM131 121H130V122H131ZM133 121H132V122H133ZM147 121H148V120H147ZM162 121H163V120H162ZM162 121H161L160 123H162ZM169 121H170V120H169ZM169 121L167 120V122H169ZM217 121H218V120H217ZM36 122H37V121H36ZM67 122H68V121H67ZM69 122H70V121H69ZM93 122H95V121H93ZM98 122H99V121H98ZM130 122H129V125L131 124ZM134 122H136V120H135ZM134 122H133V126H134ZM143 122H144V118H143ZM150 122H151V121H150ZM164 122H165V121H164ZM244 122H245V121H244ZM248 122H249V121H248ZM259 122H260V121H259ZM59 123H60V122H59ZM83 123H84V122H83ZM85 123H86V122H85ZM90 123H92V121H91ZM103 123H104V122L102 121V125H103ZM108 123H109V122H108ZM136 123H137V122H136ZM136 123H135V124H136ZM139 123H140V122H139ZM158 123H159V122H158ZM175 123H176V122H175ZM224 123H225V122H224ZM241 123H240V124H241ZM4 124H5V123H4ZM11 124H14V123H11ZM64 124H65V123H64ZM92 124H93V123H92ZM105 124H106V123H105ZM105 124H104V125H105ZM116 124H117V123H116ZM125 124H126V123H125ZM140 124H141V125L143 124V125H146L147 127H150V126H148V125L150 124L149 122H148V124H147V123H145V124H144V123H140ZM154 124H155V123H154ZM164 124H165V123H164ZM167 124H168V123H167ZM167 124H166V125H167ZM184 124H185V123H184ZM218 124H219V123H218ZM218 124H217V125H218ZM29 125H31V124H29ZM32 125H33V124H32ZM39 125H40V124H39ZM42 125H44V124H42ZM45 125H47V124H45ZM48 125H50V124H48ZM52 125H53V124H52ZM62 125H63V124H62ZM87 125H88V124H87ZM89 125H90V124H89ZM89 125H88V126H89ZM129 125H128V123H127V126H128V127H129ZM137 125H138V124H137ZM151 125H153V124H151ZM158 125H160V124H157V127H158ZM161 125H162V124H161ZM166 125H165V126H166ZM170 125H171V124H170ZM256 125H257V123H256ZM2 126H3V125H2ZM80 126H81V125H80ZM88 126H86V127H88ZM117 126H118V125H116V128H115V129H116V130H119V129H117ZM131 126H132V124H131ZM131 126H130V127H131ZM135 126H136V125H135ZM135 126H134V128H135ZM215 126H216V125H215ZM225 126H227L226 123H225ZM230 126H231V125H230ZM232 126H233V124H232ZM232 126H231V127H232ZM253 126H254V124H253ZM253 126H252V128H254ZM38 127H39V126H38ZM50 127H51V126H50ZM61 127H62V126H61ZM61 127H60V128H61ZM68 127H69V126H68ZM104 127H106V126H104ZM124 127H125V126H124ZM137 127H139V126H137ZM137 127H136V128H137ZM144 127H145V126H143V130L146 131V129H144ZM5 128H7L6 125L4 126V129H5ZM45 128H46V126H45ZM48 128H49V126H47V130H48ZM83 128L85 129V126H83ZM88 128H90V127H88ZM97 128H98V126H97ZM101 128H102V126H101ZM109 128H110V126H109ZM119 128H120V127H119ZM131 128H132V127H131ZM131 128H130V129H131ZM240 128H241V127H240ZM1 129H2V128H1ZM1 129H0V130H1ZM16 129H17V131H19L18 128H16ZM33 129H34V128H33ZM39 129H40V128H39ZM66 129H67V128H66ZM91 129H92V127L90 128V130H91ZM93 129H95V128H93ZM110 129H111V128H110ZM137 129H138V128H137ZM148 129H149V128H147V130H148ZM167 129H168V128H167ZM183 129H184V128H183ZM233 129H234V127H233ZM242 129H243V127H242ZM242 129H241V130H242ZM2 130H3V129H2ZM2 130H1V131H2ZM8 130H9V129H8ZM10 130L12 131V129H10ZM20 130H21V129H20ZM47 130H46V131H47ZM86 130H87V129H86ZM101 130H102V129H101ZM105 130H107V129L105 128ZM139 130H140V128H139ZM141 130H142V129H141ZM141 130H140V131H141ZM151 130H152V127H151ZM161 130H162V129H161ZM241 130H238V131L240 132ZM250 130H251V129H250ZM252 130H254V129H252ZM38 131H39V130H38ZM38 131H37V132H38ZM70 131H72V130H70ZM107 131H108V130H107ZM119 131H120V130H119ZM145 131H144V132H145ZM155 131H156V130H155ZM166 131H167V130H166ZM177 131H178V128H177ZM255 131H256V130H255ZM8 132H10V131H8ZM13 132H14V131H12L11 133H13ZM19 132H20V131H19ZM41 132H42V131H41ZM44 132H45V131H44ZM44 132L42 133V135H39V137L42 136V138L45 139L44 135H46L47 132H45L46 134H44ZM50 132H51V131H50ZM66 132H69V131H66ZM66 132H65V133H66ZM84 132H85V130H84ZM90 132H92V131H90ZM90 132H89V133H90ZM93 132H94V131H93ZM93 132H92V133H93ZM99 132H100V131H99ZM102 132H103V130H102ZM104 132H105V131H104ZM126 132H127V131H126ZM133 132H134V131H133ZM239 132H238V133H239ZM244 132H245V130H244ZM249 132H250V131H249ZM252 132H253V131H252ZM252 132H251L250 134H252ZM30 133H31V132H30ZM59 133H60V132H59ZM70 133H71V132H70ZM82 133H83V132H82ZM82 133H81V134H82ZM86 133H88V132H86ZM107 133H108V135H109V132H107ZM111 133H112V131H111ZM127 133H128V132H127ZM141 133H142V132H141ZM151 133H152V132H151ZM165 133H166V132H165ZM175 133H176V132H175ZM258 133H260V132H258ZM262 133H263V131H262ZM18 134H19V133H18ZM36 134H37V133H35V135H36ZM38 134H39V132H38ZM43 134H44V135H43ZM60 134H61V133H60ZM72 134H73V133H72ZM96 134H97V132H96ZM96 134H95V135H96ZM119 134H120V133H119ZM121 134H122V133H121ZM147 134H148V133H147ZM240 134H242V131H241ZM256 134H257V133H256ZM12 135H14V134H12ZM73 135H74V134H73ZM73 135H71V136L73 137ZM88 135H90V134H87V136H88ZM93 135H94V134H93ZM98 135H99V134H98ZM103 135H104V134H103ZM112 135H113V134H112ZM125 135H126V134H125ZM136 135H137V133H136ZM142 135H143V134H142ZM151 135H152V134H151ZM166 135H167V134H166ZM184 135H185V134H184ZM184 135H183V136H184ZM254 135H255V133H254ZM263 135H264V133H263ZM263 135H262V137H263ZM37 136H38V135H37ZM79 136H80V135H79ZM130 136H132V134H131ZM137 136H140L139 133H138ZM143 136H144V139H145V137L148 136V135H146V136L143 135ZM143 136H141V137H143ZM177 136H178V135H177ZM237 136L239 137V135H237ZM259 136H260V135H259ZM10 137H11V136H10ZM23 137H24V136H23ZM33 137H34V136H33ZM33 137H32V139H33ZM53 137H54V136H52V138H53ZM57 137H59V136L57 135ZM74 137H75V139L77 138V136H74ZM74 137H73V138H74ZM89 137H90V136H89ZM106 137H108L107 134H106ZM113 137H114V136H113ZM127 137H129V134L127 135ZM133 137H134V136H133ZM133 137H132V138H133ZM255 137H257V136H255ZM262 137H261V138H262ZM54 138H56V137H54ZM54 138H53V139H54ZM79 138H80V137H79ZM91 138H92V137H91ZM93 138H94V137H93ZM95 138H96V137H95ZM95 138H94V139H95ZM97 138H98V137H97ZM108 138H109V137H108ZM121 138H122V137H121ZM130 138H131V137H130ZM130 138H129V139H130ZM146 138L148 139V137H146ZM152 138H154V137H152ZM155 138H156V137H155ZM258 138H259V137H258ZM7 139H8V138H7ZM10 139H11V138H10ZM12 139L16 140L15 137H13ZM17 139H18V138H17ZM39 139H40V138H37V139H36V141H37L36 144H38V142H40V141H38ZM48 139H49V138H48ZM115 139H116V138H115ZM243 139H244V138H243ZM45 140H47V139H45ZM57 140H58V139H57ZM62 140H63V139H62ZM70 140H71V139H70ZM70 140L68 141L69 143H70ZM73 140H74V139H73ZM97 140H98V139H97ZM97 140H96V143H99V142H98L99 140H98V141H97ZM145 140H146V139H145ZM145 140H144V141H145ZM159 140H160V139H159ZM41 141H42V140H41ZM59 141H60V138H59ZM59 141H57V143H58ZM63 141H64V140H63ZM105 141H106V139H105ZM105 141H104V142H105ZM109 141H110V139H109ZM112 141H113V140H112ZM116 141H117V140H116ZM120 141H121V140H120ZM257 141H258V140H257ZM262 141H263V138H262ZM61 142H62V141H61ZM64 142H65V141H64ZM79 142H80V141H79ZM79 142H78V143H79ZM90 142H91V139H90ZM124 142H125V141H124ZM124 142H123V143H124ZM153 142H154V141H153ZM242 142H243V141H242ZM42 143H43V142H42ZM49 143L52 144L53 141L51 140ZM49 143L47 144L48 147L50 146ZM55 143H56V142H55ZM69 143H68V144H69ZM75 143H76V142H75ZM75 143H74V144H75ZM78 143H77V144H78ZM109 143H110V142H109ZM137 143H139V141H138ZM140 143H141V142H140ZM149 143H151V142H149ZM162 143H163V142H162ZM183 143H184V142H183ZM260 143H261V142H260V140H259V144H260ZM40 144H41V143H40ZM40 144H39V146H40ZM45 144H46V143H45ZM53 144H54V143H53ZM53 144H52V145H53ZM72 144H73V143H72ZM90 144H92V146H93V144H94V147L96 146L95 142H94V143H90ZM99 144H100V143H99ZM112 144H113V143H112ZM121 144H122V143H121ZM130 144H131V143H130ZM133 144H134V143H133ZM141 144H142V143H141ZM3 145H4V144H3ZM59 145H60V144H59ZM69 145H70V144H69ZM78 145H79V144H78ZM105 145H106V144H105ZM182 145H183V144H182ZM202 145H203V147L205 146L204 144H202ZM202 145H201V146H202ZM9 146H10V145H9ZM41 146H42V145H41ZM53 146H54V145H53ZM56 146H57V145H56ZM64 146H65V145H64ZM67 146H68V145H67ZM74 146H75V145H74ZM103 146H104V145H103ZM112 146H113V145H112ZM116 146H117V145H116ZM139 146H140V145H139ZM158 146H159V145H158ZM210 146H211V145H210ZM238 146H239V145H238ZM262 146H263L262 148H264V145H262ZM12 147H14V146H12ZM45 147H46V145H45ZM45 147H44V148H45ZM72 147H73V146H72ZM81 147H82V146H81ZM97 147H98V146H97ZM122 147H123V146H122ZM128 147H130V146H128ZM133 147H134V146H133ZM137 147H138V146H137ZM145 147H146V146H145ZM160 147H161V146H160ZM199 147H200V146H199ZM219 147H220V146H219ZM245 147H246V146H245ZM19 148H20V147H19ZM23 148H25V146H24ZM23 148H22V149H23ZM32 148H33V147H32ZM44 148H42V149H44ZM46 148H47V147H46ZM75 148H76V146H75ZM95 148H96V147H95ZM150 148H152V147H150ZM162 148H163V147H162ZM201 148H202V147H201ZM210 148H211V147H210ZM234 148H235V147H234ZM243 148H244V147H243ZM16 149H17V147H16ZM22 149H21V150H22ZM39 149H41V147H40ZM50 149H51V148H50ZM70 149H71V148H70ZM70 149H69V150H70ZM97 149H99V148H97ZM103 149H104V148H103ZM110 149H111V147H110ZM114 149H115V148H114ZM114 149L111 150V151H114ZM126 149H127V147H126ZM152 149L155 150L156 148L154 149V147H153ZM160 149H161V148H160ZM182 149H183V148H182ZM225 149H226V148H225ZM91 150H92V149H91ZM93 150H94V149H93ZM95 150H96V149H95ZM115 150H116V149H115ZM123 150H124V149H123ZM141 150H142V149H141ZM171 150H172V149H171ZM173 150H174V149H173ZM219 150H220V149H219ZM261 150H262V149H261ZM24 151H25V150H24ZM63 151H64V150H63ZM63 151H62L61 153H63ZM70 151H71V150H70ZM81 151H82V149H81ZM84 151H86V150H84ZM84 151H83V152H84ZM102 151H103V150H102ZM104 151H105V150H104ZM121 151H122V150H121ZM205 151H208V150L206 149ZM211 151H212V149H211ZM211 151H210L209 153H212ZM221 151H222V150H221ZM223 151H224V150H223ZM54 152H55V149H54ZM86 152H87V151H86ZM86 152H85V154H86ZM99 152L101 153V151H99ZM114 152H115V151H114ZM124 152H125V151H124ZM133 152H134V151H133ZM139 152H140V151H139ZM150 152H151V151H150ZM156 152H157V151H156ZM158 152H159V151H158ZM200 152H201V150H200ZM200 152L197 151V154H199ZM228 152H229V150H228ZM233 152H234V150H233ZM244 152H245V151H244ZM244 152H241V153L244 154ZM260 152H261V151H260ZM263 152H264V151H263ZM263 152H262V153H263ZM4 153H5V152H4ZM50 153H51V152H50ZM65 153H66V151H65ZM78 153H79V152H78ZM104 153H105V152H104ZM106 153H107V151H106ZM109 153H110V151H109ZM112 153H113V152H112ZM126 153H128V152H126ZM129 153H131V152H129ZM129 153H128V154H129ZM165 153H166V151H165ZM201 153H202V152H201ZM201 153H200V154H201ZM203 153H204V151H203ZM219 153H220V152H218V155H219ZM237 153H238V152H237ZM237 153H236V154H237ZM239 153H240V151H239ZM54 154H55V153H54ZM56 154H57V153H56ZM71 154H72V153H71ZM73 154L75 155V153H73ZM87 154H88V153H87ZM91 154H93V153L91 152ZM94 154H95V151H94ZM150 154H152V153H150ZM204 154H205V153H204ZM234 154H235V153H234ZM234 154H233L232 157L235 158V157L238 156V155H234ZM10 155H11V154H10ZM57 155H58V154H57ZM79 155H80V156H83L84 154L81 155V153H80ZM101 155H102V154H101ZM103 155H104V154H103ZM105 155H106V154H105ZM112 155H113V154H112ZM120 155H121V154H120ZM135 155H136V154H134V156H135ZM139 155H140V154H139ZM153 155L155 156V153H154ZM211 155H212V154H211ZM211 155H210V157H211ZM216 155H217V154H216ZM24 156H25V155H24ZM45 156H46V155H45ZM65 156H66V155H65ZM80 156H79V157H80ZM97 156H98V153H97ZM99 156H100V154H99ZM99 156H98V157H99ZM143 156H144V155H143ZM159 156H160V154H159ZM197 156H198V155H197ZM203 156H204V155H203ZM214 156H215V155H214ZM221 156H222V155H221ZM221 156H220V157H221ZM227 156H228V155H227ZM239 156H241V154H240ZM246 156H247V153L245 154V159H246ZM26 157H27V156H26ZM48 157H49V156H48ZM76 157H77V156H76ZM94 157H96V156H94ZM105 157H106V156H105ZM112 157H113V156H112ZM127 157H128V156H127ZM148 157H149V156H148ZM215 157H216V156H215ZM215 157H214V158H215ZM222 157H225V156L223 155ZM222 157H221V158H222ZM27 158H28V157H27ZM49 158H50V157H49ZM57 158H58V157H57ZM57 158H56V159H57ZM60 158H61V157H60ZM69 158H70V157H69ZM69 158H68V159H69ZM74 158H75V157H74ZM84 158H85V156H84ZM84 158H83V159H84ZM143 158H145V157H143ZM154 158H155V157H154ZM181 158H183V157L181 156ZM189 158H190V157H189ZM204 158H205V157H204ZM208 158H209V157H208ZM226 158H227V162H228V161H229L228 159L230 158V156H229V157H226ZM226 158H225V161H226ZM234 158H233V159H234ZM259 158H260V156H259ZM50 159H51V158H50ZM54 159H55V158H54ZM56 159H55V161H57ZM64 159H66V158H64ZM64 159H63V160H64ZM80 159L82 160L81 157H80ZM80 159H79V160H80ZM88 159H90V158L88 157ZM88 159H87V157L85 158V160H87V162H88ZM100 159H101V158H100ZM102 159H103V158H102ZM104 159H105V158H104ZM104 159H103V160H104ZM168 159H169V158H168ZM199 159H202V157H200ZM209 159H210V158H209ZM215 159H216V158H215ZM218 159H219V158H218ZM23 160H24V159H23ZM59 160H60V159H59ZM77 160H78V159H77ZM85 160H83V161H85ZM106 160H108V159L106 158ZM206 160H207V159H206ZM222 160H223V159H222ZM222 160H221V161H222ZM234 160H235V159H234ZM42 161H43V160H41V162H42ZM51 161H52V160H51ZM64 161H65V160H64ZM67 161H68V160H67ZM75 161H76V160L74 159V162H75ZM114 161L116 162V160H114ZM143 161H144V159H143ZM148 161H149V160H148ZM157 161H158V160H157ZM180 161H182V160H180ZM202 161H203V164H202V165H205V164H204L205 160H202ZM207 161H210V160H207ZM213 161H214V160H213ZM213 161H212V159H211V162H213ZM216 161H217V160H216ZM232 161H233V160H232ZM240 161H241V160H239V162H240ZM27 162H28V161H27ZM59 162H61V160H60ZM59 162L57 161L56 163H59ZM81 162H82V161H81ZM85 162H86V161H85ZM85 162H84V163H85ZM96 162H97V161H96ZM100 162H101V161H100ZM115 162H114V163H115ZM149 162H150V161H149ZM171 162H172V161H171ZM176 162H177V160H176ZM200 162H201V161H200ZM211 162H209V163L211 164ZM244 162H245V161H244ZM18 163H19V162H18ZM20 163H21V162H20ZM20 163H19V164H20ZM56 163H55V164H56ZM65 163H66V162H65ZM84 163H83V165H84ZM91 163H92V162H91ZM97 163H98V162H97ZM102 163H103V161H102ZM105 163H106V162H105ZM117 163H118L117 166H115V165L113 164L115 167H117V168L114 167V168H115V170L113 169L114 171H116V169H118V166H119V163H120V162H118V160H117ZM117 163H116V164H117ZM178 163H179V161H178ZM215 163H216V162L214 161V164H215ZM228 163H229V162H228ZM233 163H234V162H233ZM241 163H242V161H241ZM19 164H18V168L20 169L21 167H19V166H20ZM41 164H42V163H41ZM68 164L71 165V163H68ZM76 164H77V163H76ZM89 164H90V163H89ZM93 164H94V163H93ZM195 164H196V163H194V165H195ZM210 164H209V166H212V167H214L215 165H217V164L214 165L213 163H212V165H210ZM219 164H220V163H219ZM246 164H247V163L243 164V166L245 165L244 168L246 167V169H247V166H248V165L246 166ZM1 165H2V164H1ZM23 165H24V164H23ZM23 165H21V166H23ZM27 165H28V164H27ZM43 165H44V164H43ZM43 165H42V166H43ZM52 165H53V164H52ZM56 165H57V164H56ZM58 165H59V164H58ZM83 165H82V166H83ZM85 165H86V163H85ZM91 165H92V164H91ZM121 165H122V164H121ZM196 165H197V164H196ZM207 165H208V163H207ZM213 165H214V166H213ZM223 165H225V163H224ZM227 165H229V164H227ZM232 165H233V164H232ZM240 165H241V164L239 163V164H238V167H240L239 169H241V171H242L243 168H242V166H240ZM25 166H26V165H25ZM92 166H93V165H92ZM133 166H136V165H133ZM137 166H138V164H137ZM144 166H145V165H144ZM151 166H152V164H151ZM151 166H150V167H151ZM173 166L175 167L174 164H173ZM209 166H208V167H209ZM262 166H263V165H262ZM13 167H14V166H13ZM15 167H16V166H15ZM26 167H27V166H26ZM26 167L21 168V169L24 170V169H26ZM31 167H32V166H31ZM40 167H41V166H40ZM51 167H52V166H51ZM53 167H54V166H53ZM58 167H59V166H58ZM63 167H67V165H65V166L63 165L62 168H63ZM122 167H123V165H122ZM188 167H189V166H188ZM202 167H203V166H201V168H202ZM205 167H206V165H205ZM234 167H235V169H236V165H235ZM238 167H237V168H238ZM252 167H253V166H252ZM34 168H35V167H34ZM73 168H75V167L73 166ZM85 168H87V167H85ZM90 168H91V166H90ZM90 168H89V166H88L89 171H90ZM160 168H161V167H160ZM171 168H172V167H171ZM171 168H170V169H171ZM194 168H195V167H194ZM196 168H197V167H196ZM214 168H215V167H214ZM225 168H226V166H225ZM21 169H20V170H21ZM27 169H28V168H27ZM45 169H47V168H45ZM54 169H55V167H54ZM56 169H58V168H56ZM70 169H71V166H70ZM78 169H79V168H78ZM91 169H92V168H91ZM133 169H134V168H133ZM143 169H144V168H143ZM149 169H151V168H149ZM149 169H148V170H149ZM167 169H169L168 166H167ZM167 169H166V170H167ZM174 169H175V168H174ZM183 169H185V168H183ZM202 169H204V168H202ZM210 169H211V167H209V169L207 168L206 173H205V171H204L203 173H205L206 176H208V175H207V172H208ZM246 169H245V170H246ZM249 169H250L249 172H251V170H252L253 168L251 169L250 166H249ZM254 169H255V168H254ZM262 169H263V168H262ZM22 170H21V171H22ZM50 170H51V168H50ZM52 170H53V169H52ZM58 170H59V169H58ZM58 170H57V171L55 170L54 173H55V174H56L57 172L59 173L60 170H59V171H58ZM93 170H94V169H93ZM124 170H125V169H124ZM135 170H137V168H136ZM144 170H146V169H144ZM204 170H206V169H204ZM232 170L234 171V169H232ZM18 171H19V170H18ZM21 171H20V172H21ZM41 171H42V170H41ZM78 171H79V170H78ZM78 171H77V172H78ZM96 171H97V170H96ZM114 171H113V172H114ZM159 171H160V169H159ZM224 171H225V170H224ZM228 171H229V170H228ZM228 171H226V172H228ZM247 171H248V170H247ZM252 171H253V170H252ZM263 171H264V169H263ZM20 172H19V173H20ZM45 172H47V171H45ZM63 172H64V170H63ZM63 172H62V173H63ZM66 172H67V171H66ZM71 172H72V171H71ZM77 172H76L75 174H78ZM81 172H82V169H81ZM134 172L136 173V171H134ZM138 172H139V170L137 171V173H138ZM177 172H178V171H177ZM190 172H192V171H190ZM210 172H211V170H210ZM222 172H223V171H222ZM242 172L245 174V171H242ZM249 172H246V175H248V174L250 175ZM19 173H18V174H19ZM35 173H37V171H36ZM79 173H80V172H79ZM97 173H98V171H97ZM114 173H116V172H114ZM139 173H140V172H139ZM143 173H144V172H143ZM145 173H146V172H145ZM148 173H150V172H147L146 174H148ZM155 173H156V172H155ZM155 173H154V174H155ZM157 173H158V172H157ZM220 173H221V172H220ZM232 173H234V172H232ZM238 173H240V172H238ZM243 173H242V174H243ZM247 173H248V174H247ZM46 174H47V173H46ZM73 174H74V172H73ZM81 174H82V173H81ZM88 174H90V172H89ZM92 174H94V172L91 173V175H92ZM98 174H99V173H98ZM98 174H97V178H98V177L100 178V176H98ZM102 174H103V173H102ZM112 174H113V173H112ZM131 174H132V173H131ZM140 174H141V173H140ZM174 174H175V173H174ZM217 174H219V173H217ZM228 174H229V173H228ZM236 174H237V173H236ZM1 175H3V174H1ZM48 175H49V174H48ZM59 175H60V174H59ZM59 175L57 174L56 176H59ZM113 175H114V174H113ZM128 175H129V174H128ZM137 175H138V174H137ZM141 175H142V174H141ZM144 175H145V174H144ZM150 175H151V177H153L152 174H150ZM171 175H172V174H171ZM201 175H202V173H201ZM203 175H204V174H203ZM222 175H223V174H221V176H222ZM246 175H245V176H246ZM249 175H248V176H249ZM8 176H9V175H8ZM56 176H55V177H56ZM62 176H63V175H62ZM69 176H70V175H69ZM72 176H73V175H72ZM75 176H77V175H75ZM75 176H74V177H75ZM82 176H83V175H82ZM82 176L77 177V180H78L79 178H80V179L83 178ZM92 176H93V175H92ZM92 176H90V177L92 178ZM95 176H96V173H95ZM116 176H117V175L115 174V177H116ZM118 176H119V175H118ZM129 176H132V175H129ZM134 176H135V174H134ZM139 176H140V175H139ZM145 176H146V175H145ZM156 176H157V175H156ZM176 176H177V175H176ZM206 176L204 175V182L206 181L205 179H208ZM224 176H225V174H224ZM227 176H228V175H226V177H227ZM229 176H230V175H229ZM1 177H2V176H1ZM19 177H20V176H19ZM137 177H138V176H137ZM137 177H136V178H137ZM141 177H142V176H141ZM151 177H149V179H150ZM159 177H160V176H159ZM201 177L203 178V176H201ZM222 177H223V176H222ZM239 177L242 179L241 176H239ZM239 177H238V178H239ZM50 178H51V177H50ZM50 178H49V180H50ZM66 178H67V177H66ZM125 178H126V177H125ZM127 178H128V177H127ZM138 178H139V177H138ZM178 178H179V177H178ZM202 178H201V179H202ZM215 178H216V176H215ZM223 178H224V177H223ZM244 178H245V177H244ZM262 178H264V175L262 176ZM11 179H12V181L14 180L13 178H11ZM45 179H47V177H46ZM80 179H79V180H80ZM88 179H89V178H88ZM94 179H95V181H97V183H98V180H99V179H98V180H96V178H94ZM112 179H114L113 176H112ZM115 179H116V178H115ZM117 179H118V178H117ZM131 179H132V178H129V181H130ZM147 179H148V178H147ZM147 179H146V180H147ZM149 179H148V180H149ZM152 179H153V178H152ZM175 179H176V178H175ZM226 179H227V178H225V181H226ZM241 179H240V181H241ZM8 180L11 181L10 178H9ZM51 180H52V179H51ZM60 180H61V179H60ZM66 180H67V179H66ZM68 180H69V178H68ZM72 180H73V178L71 179V181H72ZM132 180H133V179H132ZM139 180H140V179H139ZM139 180H138V181H139ZM173 180H174V179H173ZM215 180H216V179H215ZM218 180H220V179H218ZM218 180H217V181H218ZM223 180H224V179H223ZM223 180H221V181H223ZM43 181H44V180H43ZM52 181H53V180H52ZM80 181H81V180H80ZM80 181H78V182H80ZM90 181H91V180H90ZM95 181H93V182H95ZM115 181H116V180H115ZM117 181H118V180H117ZM126 181H127V180H125V182H126ZM150 181H152V180L150 179V180L148 181L149 183H148L147 181H146V182L150 185ZM154 181H157V180L154 179ZM190 181H191V180H190ZM208 181H209V180H208ZM227 181H228V180H227ZM244 181H245V179H244ZM263 181H264V180H263ZM39 182H40V181H39ZM44 182H45V181H44ZM46 182H47V181H46ZM54 182H55V181H54ZM99 182H101V181H99ZM122 182H123V181H122ZM135 182H136V180H135ZM135 182H130V183H132L133 186H134V185L136 184ZM142 182L145 184V180H144V179H143ZM171 182H172V181H171ZM180 182H181V181H180ZM192 182H193V181H192ZM201 182L203 183V187H204L205 184H204V182H203V179H202ZM228 182H229V181H228ZM21 183H22V181H21ZM40 183H43V182L41 181ZM50 183H51V181H50ZM59 183H60V181H59ZM61 183H63V181H62ZM66 183H67V181H66ZM84 183H86V181H85ZM84 183H82V185H83ZM112 183H113V181H112ZM128 183H129V182H128ZM128 183L126 182V184H128ZM130 183H129V184H130ZM134 183H135V184H134ZM147 183H146L145 185H148ZM169 183H170V182H169ZM182 183H183V182H182ZM193 183H194V182H193ZM214 183H215V182H214ZM220 183H221V186H223V190H224L225 188L227 189V191L230 189V188H228V186H225V185H224L225 183L227 184V182H224V181H223V182H220ZM222 183H224V184L222 185ZM229 183H230L229 185H232L231 182H229ZM233 183H234V181H233ZM244 183H245V182H244ZM258 183L261 184V183H260V180H259ZM22 184H23V183H22ZM38 184H39V183H38ZM44 184H45V183H44ZM54 184H55V183H54ZM68 184H69V182H68ZM68 184H67V185H68ZM70 184H71V182H70ZM80 184H81V183H80ZM80 184H79V186H80ZM92 184H93V183H92ZM98 184H99V185H97V187L103 186V185H100V183H98ZM123 184H124V183H123ZM123 184H122V185H123ZM151 184H154L153 181L151 182ZM172 184H173V183H172ZM200 184H201V183H200ZM217 184H218V182H217ZM259 184H258V185H259ZM25 185H26V184H25ZM46 185H48V184L46 183ZM50 185H51V184H50ZM50 185H49V186H50ZM55 185H56V184H55ZM60 185L62 186L63 184H60ZM75 185H76V184H75ZM82 185H81V187H82ZM112 185H113V184H112ZM138 185H140V183H138ZM168 185H169V184H168ZM173 185H174V184H173ZM215 185H216V184H215ZM218 185H219V184H218ZM218 185H217V186H218ZM227 185H228V184H227ZM233 185H234V184H233ZM26 186H27V185H26ZM26 186H25V187H26ZM28 186H29V185H28ZM49 186H48V187H49ZM83 186H84V185H83ZM90 186H91V185H89V187H90ZM94 186H96V185L94 184ZM94 186H93V187H94ZM136 186H137V185H136ZM174 186H175V185H174ZM217 186H216V187H217ZM224 186H225V188H224ZM42 187H43V186H42ZM44 187H45V186H44ZM44 187H43V188H44ZM50 187H51V189H52V186H50ZM66 187H68V186H66ZM72 187H73V186H72ZM75 187H76V186H74L73 188H75ZM77 187H78V186H77ZM77 187H76V188H77ZM81 187H80V189H81ZM86 187H87L86 185H85V187H82V189H81L82 192H83V188L85 189ZM91 187H92V186H91ZM97 187H96V190H95V191H97ZM113 187H114V186H113ZM115 187H116V186H115ZM119 187L122 188L123 186H122V187L119 186ZM119 187H118V189H119ZM124 187H125V186H124ZM129 187H130V185H129ZM137 187H139V186H137ZM148 187H149V186H148ZM151 187H152V185H151ZM168 187H169V186H168ZM198 187H200V185H199ZM203 187H202V188H203ZM229 187H231V186H229ZM26 188H27V187H26ZM46 188H47V187H46ZM53 188H54L55 190L57 189V187H56V188L53 187ZM60 188H65V187L62 186V187H60ZM60 188H59V189H60ZM69 188H71V185H70ZM69 188H68V189H69ZM73 188H72V189H73ZM125 188H126V187H125ZM130 188H131V187H130ZM135 188H136V187H135ZM180 188H181V187H180ZM221 188H222V187H221ZM23 189H24V188H23ZM27 189H28V188H27ZM27 189H26V190H27ZM47 189H48V188H47ZM54 189H53V190H54ZM72 189H70V190H72ZM80 189H78V191H79ZM104 189H105V188H104ZM104 189L102 190V192L104 191ZM150 189H151V188L149 187V189L146 188L145 190H146L147 193H148V190L150 191ZM164 189H165V188H164ZM199 189H201V188H199ZM226 189H225V190H226ZM232 189H234V188H232ZM48 190H49V192H51L50 189H48ZM75 190H76V189H75ZM85 190H86V189H85ZM87 190H88V189H87ZM92 190H94V189L92 188ZM98 190L101 191V189H98ZM115 190L117 191V189H115ZM123 190H124V188H123ZM181 190H182V189H181ZM201 190H204V189H201ZM201 190H199V192H200ZM225 190H224V191H225ZM235 190H236V189H235ZM235 190H234V191H235ZM64 191H65V189H63V192H64ZM73 191H74V190H73ZM88 191H90V189H89ZM109 191H110V190H109ZM111 191H112V190H111ZM111 191H110V192H111ZM146 191H145V192H146ZM151 191H152V190H151ZM153 191H154V190H153ZM163 191H164V190H163ZM1 192H2V191H1ZM44 192H45V191H44ZM46 192H48V191L46 190ZM49 192H48V193H49ZM75 192H76V191H75ZM82 192H81V193H82ZM84 192H86V191H84ZM104 192H106V191H104ZM104 192H103V193H104ZM117 192H119V190H118ZM117 192H116V193H117ZM127 192H128V191H127ZM137 192H138V190H137ZM139 192H140V189H139ZM173 192H175V191H173ZM173 192H172V194H173ZM199 192H198V194H199ZM212 192H213V191H212ZM229 192H230V191H229ZM231 192H233V191H231ZM231 192H230V193H231ZM235 192H237V190H236ZM8 193H9V191H8ZM31 193H32V192H31ZM51 193H52V192H51ZM56 193H58V192L56 191ZM56 193H55V194H56ZM64 193H65V192H64ZM87 193H88V195H89L90 192H87ZM98 193L103 194V193H101V192H99V191H98ZM107 193H108V192H107ZM114 193H115V192H114ZM119 193H120V192H119ZM119 193H118V194H119ZM129 193H130V192H129ZM167 193H168V192H167ZM167 193H166V194H167ZM193 193H195V192H193ZM260 193H261V192H260ZM52 194H54V193H52ZM52 194H51V196H52ZM72 194H73V192H72ZM72 194H71V195H72ZM77 194H78V196H79V192H77ZM92 194H96V193H90V196H91ZM110 194L112 195V193H110ZM118 194H117V196H118ZM127 194H128V193H127ZM144 194H145V193H144ZM144 194H143V197L145 196ZM149 194L151 195L152 193H149ZM149 194H148V195H149ZM154 194H155V193H154ZM161 194H162V193H161ZM168 194H169V193H168ZM203 194H204V193H203ZM218 194H219V193H218ZM227 194H229V193H227ZM227 194H226V195H227ZM232 194H233V193H232ZM241 194H242V193H241ZM261 194H262V193H261ZM4 195H5V194H4ZM33 195H35V194H33ZM37 195H38V194H37ZM58 195H59V193H58ZM58 195H57V196H58ZM63 195H64V194H63ZM75 195H76V194H75ZM80 195H82V194H80ZM104 195H105V194H104ZM111 195H110V197H111ZM129 195H130V194H129ZM131 195H132V194H131ZM135 195H137V194L135 193ZM173 195H174V194H173ZM211 195H212V194H211ZM236 195H237V194H235V196H236ZM242 195H243V194H242ZM262 195H263V194H262ZM262 195H261V196H262ZM26 196H27V195H26ZM26 196H25V197H26ZM49 196H50V195H49ZM53 196H54V195H53ZM78 196L76 195L75 198L78 199V198H77ZM84 196H85V195L83 194V197H84ZM98 196H99V194H98ZM105 196H106V195H105ZM107 196H108V195H107ZM114 196H115V195H114ZM119 196H120V194H119ZM155 196H156V195H155ZM159 196H160V195H159ZM203 196H204V195H202L201 197H203ZM212 196H213V195H212ZM235 196H234V197H235ZM249 196H251V195H249ZM58 197H59V196H58ZM58 197H57V198H58ZM64 197H65V196H64ZM73 197H74V196H73ZM73 197H72V198H73ZM80 197H81V196H80ZM91 197H93V196H91ZM129 197H130V196H128V198H129ZM133 197H135V196H133ZM133 197H132V198H133ZM138 197H139V195H138ZM140 197H141V196H140ZM143 197H142V199H143ZM156 197H157V196H156ZM173 197H174V196H173ZM176 197H177V196H176ZM178 197H181V198H182V196H178ZM193 197H194V196H193ZM216 197H217V196H216ZM234 197H233V199H234ZM254 197H255V196H254ZM39 198H40V197H39ZM95 198H96V196H95ZM100 198H101V197H100ZM117 198L120 199L121 201L124 200V199H126V197H125L124 199H123V197H122V199L119 198V197H117ZM128 198H127V199H128ZM148 198H149V196H148ZM148 198H147V199H148ZM162 198H163V197H162ZM237 198H239V197H237ZM243 198H244V197H243ZM243 198H242V199H243ZM252 198H253V197H252ZM252 198H250V200H251ZM260 198H261V197H260ZM260 198H259V199H260ZM30 199H31V198H30ZM41 199H42V198H41ZM68 199H69V198H68ZM73 199H74V198H73ZM85 199H86V196H85ZM96 199H98V198H96ZM113 199H114V198H113ZM127 199H126V200H127ZM135 199H137V198H135ZM145 199H146V198H145ZM152 199H153V198H151L150 200H152ZM159 199H160V198H159ZM164 199H165V198H163L162 200H164ZM174 199H175V198H174ZM209 199H212V198H209ZM209 199H207V201H208ZM233 199H232V200H233ZM239 199H240V198H239ZM246 199H247V197H246L245 199H243V200H246ZM259 199L257 198V201H258ZM37 200H40V199H37ZM58 200H59V199H58ZM79 200H80V199H79ZM101 200H102V198L100 199V201H98V200H97V201H98V202H101ZM105 200H106V199H105ZM105 200H104V201H105ZM120 200H119V201H120ZM133 200H134V198H133ZM165 200H167V203H166V201H165V205L167 206L168 203H170V202H168L170 199H169V200H168V199H165ZM175 200H176V199H175ZM178 200L181 201L182 199H179V198H178ZM243 200H242L241 202H244ZM254 200H255V198H254ZM10 201H11V200H9V202H7V200H6L7 203H10ZM17 201L19 202V200H17ZM23 201H24V200H23ZM51 201H52V200H51ZM53 201H54V200H53ZM72 201H73V200H72ZM90 201H91V200H90ZM113 201H114V200H113ZM128 201H129V199H128ZM131 201H132V199H131ZM134 201H135V200H134ZM154 201H156V200H154ZM157 201H158V200H157ZM157 201H156V202H157ZM159 201H161V200H159ZM159 201H158V203H159ZM180 201H179V202H180ZM239 201H240V200H239ZM246 201H247V200H246ZM246 201H245V202H246ZM259 201H260V200H259ZM259 201H258V202H259ZM11 202H12V201H11ZM41 202H42V200H41ZM41 202H40V203H41ZM60 202H61V201H60ZM62 202H65V201H62ZM68 202H69V201H67V203H68ZM92 202H93V201H92ZM92 202H90V203H92ZM111 202H112V201H111ZM122 202H123V201H122ZM161 202H162V201H161ZM175 202H176V201H175ZM175 202L172 201V203H175ZM179 202H178V203H179ZM208 202H209V201H208ZM233 202H234V201H233ZM237 202H238V199H237ZM241 202H240V206H241ZM247 202H248V201H247ZM16 203H17V202H16ZM20 203H21V202H20ZM42 203H43V202H42ZM58 203H59V202H58ZM88 203H89V202H88ZM94 203H96V202H94ZM102 203H103V202H102ZM104 203H105V202H104ZM107 203L109 204V201H107ZM127 203H128V202H127ZM140 203L142 204V202H140ZM140 203H139V204H140ZM143 203H145V202H143ZM150 203H151V202H150ZM158 203H154L153 208H154V207L156 206V204H158ZM188 203L190 204V202H187V204H188ZM193 203H194V201H193ZM209 203H210V205H212L211 202H209ZM13 204H14V201L12 202L11 205H13ZM44 204H45V203H44ZM53 204H54V203H53ZM53 204H52V206H53ZM56 204H57V203H56ZM65 204H66V203H64V206H65ZM78 204H79V203H78ZM116 204H117V203H116ZM129 204H130V203H129ZM137 204H138V203H137ZM215 204H216V203H215ZM229 204H230V203H229ZM245 204H246V203H244V205H245ZM6 205H7V204H6ZM9 205H10V204H9ZM15 205H17V204H14V206H15ZM21 205H22V204H21ZM21 205H20V206H21ZM35 205H37V204H35ZM58 205H59V204H58ZM75 205H76V204H75ZM75 205H74V206H75ZM97 205L99 206L100 203H99V204L97 203L96 206H97ZM102 205H104V204H102ZM105 205H106V204H105ZM172 205H173V204H172ZM177 205H179V204H176V205H174V206H177ZM183 205H184V204H183ZM213 205H214V204H213ZM216 205H217V204H216ZM216 205H215V206H216ZM30 206H31V205H30ZM45 206H46V205H45ZM76 206H77V205H76ZM96 206H94L95 208H93V209L96 210V209H99V208H100V210H97V211H101V205H100V207H97V208H96ZM108 206H109V205H108ZM112 206H113V204H112ZM112 206H111V203H110V206H109V207L112 208ZM116 206H117V205L114 204V207H116ZM168 206H169V205H168ZM168 206H167V208H168ZM207 206H209V205H206V207H207ZM220 206H221V205H220ZM228 206H229V205H228ZM234 206H235V205H234ZM2 207H4V206H2ZM2 207L0 208L1 210H2ZM11 207H12V206H11ZM15 207H16V206H15ZM15 207H14V208H15ZM71 207H72V206H71ZM71 207H70V208H71ZM80 207H81V206H80ZM83 207H84V206H83ZM90 207H91V206H90ZM90 207H88V205H87V208H86L85 210H83V212H85L87 209H92V208H90ZM106 207H107V206H106ZM106 207H105V208H106ZM119 207H120V206H119ZM164 207H165V206H164ZM177 207H178V206H177ZM229 207H230V206H229ZM229 207H228V209H229ZM241 207L243 208V206H241ZM241 207H240V208H241ZM256 207H257V206H256ZM263 207H264V206H262L261 209H262ZM4 208H5V207H4ZM17 208H18V207H17ZM20 208H21V207H20ZM26 208H27V207H26ZM31 208H32V206H31ZM143 208H145V207L143 206ZM150 208H151V205H150ZM155 208H156V207H155ZM155 208H154V209H155ZM158 208H159V207H158ZM165 208H166V207H165ZM167 208H166L165 210L168 211ZM184 208H185V210H186V207H184ZM210 208H211V207H210ZM210 208H209V209H210ZM232 208L234 209L233 206H232ZM252 208H255V206H253ZM5 209H7V208H5ZM37 209L40 210V211L42 212V210L39 208V206L37 207ZM81 209H83V208H81ZM93 209H92V210H93ZM115 209H117V210H116V213L118 212V210H120V208L118 209V207L115 208ZM115 209H114V211H115ZM169 209H170V211H171V210H172V206L169 207ZM181 209H182V211H184L182 207H181ZM187 209H188V208H187ZM215 209H217V207H216ZM215 209H214V210H215ZM248 209H249V208H248ZM263 209H264V208H263ZM1 210H0V211H1ZM51 210H52V209H51ZM58 210H59V209H58ZM68 210H69V209H68ZM92 210H91V211H92ZM102 210H103V209H102ZM106 210H108V209H106ZM112 210H113V209H112ZM173 210H175V208H174ZM173 210H172V211H173ZM176 210H178V208H177ZM189 210H190V209H189ZM189 210H187V211L189 212ZM211 210H212V209H210V211H211ZM243 210H244V208H243ZM257 210H258V209H257ZM257 210H256V211H257ZM80 211H81V210H80ZM108 211H109V210H108ZM108 211H107V212H108ZM114 211H113V213H114ZM144 211H145V210H143V212H144ZM155 211H159V209H158V210H155ZM167 211H165V215H166V214L168 215V214L170 213V212H169V213H166ZM172 211H171V212H172ZM187 211H186V212H187ZM198 211H199V210H198ZM198 211H197V209H196V214L199 215V213H197ZM230 211H233V210H230ZM238 211H239V210H238ZM250 211H251V210H250ZM253 211H254V210H253ZM253 211H252V212H253ZM10 212H11V210L9 211V213H10ZM34 212H35V211H34ZM71 212H72V210H71ZM73 212H74V211H73ZM87 212H88V211H87ZM92 212H93V211H92ZM101 212H102V211H101ZM101 212H100V213H101ZM104 212H105V211H104ZM104 212H103V215L105 214ZM145 212H146V211H145ZM145 212H144V213H145ZM152 212H153V211H152ZM186 212H183V213L185 214ZM213 212H215V211H213ZM219 212H220V211H219ZM236 212H237V211H236ZM38 213H40V212L38 211ZM80 213L82 214V212H80ZM95 213L98 214V212H95ZM95 213H94V214H95ZM108 213H109V212H108ZM120 213H122V212H120ZM123 213H124V212H123ZM144 213H143V214H144ZM147 213H148V212H147ZM162 213H163V211H162ZM172 213H173V212H172ZM217 213H218V212H217ZM217 213H216V216H215V217H218V214H217ZM230 213L232 214V212H230ZM40 214H41V213H40ZM73 214H74V213H73ZM73 214H72V215H73ZM86 214H89V213H86ZM86 214H85V215H86ZM90 214L92 215V213H90ZM97 214H96V215H97ZM110 214H111V213H110ZM139 214H140V213H139ZM139 214H138V215H139ZM151 214H152V213H151ZM151 214L149 213V216L147 217V219L150 217ZM173 214H174V213H173ZM184 214H182V216H185ZM188 214H189V213H188ZM202 214H204V211H202L201 216H202ZM210 214H211V212H210ZM210 214H209V217H210ZM212 214H213V213H212ZM231 214H230V215H231ZM249 214H250V212H249ZM249 214H245V216H246V215L248 216ZM252 214H255V213L253 212ZM252 214H251V215H252ZM1 215H2V213H1ZM6 215H7V214H6ZM38 215H39V214H38ZM56 215H57V214H56ZM60 215H61V214H60ZM83 215H84V214H83ZM85 215H84V217H83V216H82V217H83V218H87V217H89V216H90V217L94 216V215H92V216H91V215H88V216L86 217ZM144 215H145V214H144ZM144 215H143V216H144ZM147 215H148V214H147ZM162 215H163V214H162ZM167 215H166V216H167ZM170 215H172V214L170 213ZM198 215H197V217L199 218L200 216H198ZM204 215H205V214H204ZM228 215H229V214H228ZM234 215H235V214H234ZM234 215H233V216H234ZM257 215H258V214H257ZM263 215H264V214H263ZM10 216H11V215H10ZM57 216H59V215H57ZM74 216H75V215H74ZM140 216H141V215H140ZM140 216H139V217H140ZM143 216H142V217H143ZM182 216H181V217H182ZM194 216H196V215H194ZM241 216H242V214H241L239 217H241ZM249 216H250V215H249ZM249 216H248V217H249ZM255 216H256V215H255ZM259 216H260V215H259ZM261 216H262V215H261ZM4 217H6V216H4ZM15 217L17 218V215H16ZM52 217H53V216H52ZM60 217H61V216H60ZM68 217H70V216H68ZM78 217H79V216H78ZM82 217H79V219L82 218ZM96 217H98V216H96ZM139 217H138V218H135V219H137V220L135 221L136 223H138V221H139V220H138ZM142 217H141V218H142ZM151 217H152V215H151ZM169 217H170V216H169ZM173 217H174V216H173ZM250 217H251V216H250ZM252 217H253V216H252ZM252 217H251V219H252ZM25 218H27L26 215H25ZM39 218H40V217H39ZM65 218H66V217H65ZM76 218H77V217H76ZM98 218H99V217H98ZM98 218H97V220H98ZM102 218H103V217H102ZM102 218H100V219L102 220ZM133 218H134V217H133ZM145 218H146V215H145ZM152 218H153V217H152ZM177 218H178V215H177ZM203 218H205V216H203L202 219H203ZM219 218H220V217H219ZM257 218H258V217H257ZM3 219H4V218H3ZM9 219H10V218H9ZM18 219H19V218H18ZM41 219H42V218H41ZM74 219H75V217H74ZM109 219H110V218H109ZM119 219H120V217H119ZM119 219H118V221H119ZM153 219H155V218H153ZM156 219H157V217H156ZM174 219H175V218H174ZM191 219H192V218H191ZM206 219H207V218H206ZM231 219H234V217H232ZM236 219L238 220L239 218H236ZM251 219H250V220H251ZM4 220H5V219H4ZM15 220H16V219H15ZM23 220H24V217H23L22 221H23ZM26 220H27V219H26ZM50 220H51V219H50ZM62 220H63V217H62ZM82 220H83V219H82ZM97 220H96L95 224L97 223ZM101 220H99V221H101ZM107 220H108V218H107ZM114 220H115V219H114ZM133 220H134V219H133ZM144 220H145V219H144ZM157 220H158V219H157ZM184 220H185V219H184ZM199 220H200V221H198V222L201 223V219H200V218H199ZM214 220H215V223H218V224H219L220 221L216 222V220H218V218H214ZM222 220H223V219H222ZM237 220H236V221H237ZM241 220H242V218H241ZM243 220L246 221V220H249V219H247V217H246V218L243 219ZM256 220H257V219H256ZM10 221H11V220H10ZM44 221H45L44 223H46V220H44ZM66 221H67V220H66ZM70 221H71V219L69 220V222H70ZM83 221H84V220H83ZM88 221H89V220H88ZM90 221H91V220H90ZM94 221H95V219H94ZM99 221H98V222H99ZM102 221L104 222V220H102ZM121 221H122V219H121ZM121 221H120V223H121ZM145 221H146V220H145ZM210 221H211V219H210ZM210 221H209V222H210ZM234 221H235V220H234ZM236 221H235V222H236ZM245 221H244L243 223H245ZM2 222H3V221H2ZM8 222H9V221H8ZM11 222H12V221H11ZM11 222H10V223H11ZM14 222H15V221H14ZM24 222H25V220H24ZM41 222H42V221H41ZM64 222H65V220H64ZM69 222H68V225H69ZM91 222H92V221H91ZM113 222H115V221H113ZM135 222H134V224H136ZM195 222H196V221H195ZM237 222H238V221H237ZM239 222H240V221H239ZM239 222H238V223H239ZM246 222H247V221H246ZM10 223H9V224H10ZM54 223H55V222H54ZM82 223H83V222H81L80 224H82ZM99 223L102 224V222H99ZM104 223H105V222H104ZM104 223H103V224H104ZM108 223H109V222H108ZM118 223H119V222H118ZM122 223H123V222H122ZM129 223H130V221H129ZM132 223H133V222H132ZM139 223H140V222H139ZM141 223H143V222L141 221ZM196 223H197V222H196ZM203 223H205V222L203 221ZM220 223H221V222H220ZM247 223H248V224H251V221H250V222H247ZM247 223H246V224H247ZM252 223H253V222H252ZM255 223H256V222L254 221V224H255ZM9 224H7V225H9ZM70 224H71V223H70ZM95 224L92 223V226L95 225ZM100 224H99V227L101 228L100 230H102L103 226L100 225ZM109 224H111V223H109ZM113 224H114V223H113ZM113 224H112V225H113ZM192 224L194 225V222H193ZM213 224H214V222H213ZM236 224H237V223H236ZM5 225H6V224H5ZM20 225H21V224H20ZM22 225H24V224H22ZM22 225H21V227H22ZM33 225H34V224H33ZM42 225H43V224H42ZM57 225H58V224H57ZM83 225H84V224H83ZM85 225H87V224H85ZM88 225H89V224H88ZM90 225H91V223H90ZM112 225H111V226H112ZM119 225H120V224H119ZM119 225H118V226H119ZM126 225H127V224H126ZM144 225H145V224H144ZM144 225H143V227H145ZM178 225H179V224H178ZM196 225H197V224H196ZM198 225H199V224H198ZM220 225H222V223L219 224V225H217V227L220 226ZM241 225H242V222H241ZM263 225H264V224H263ZM18 226H19V225H18ZM46 226H47V225H46ZM55 226H56V225H55ZM116 226H117V225H116ZM135 226H136V228H137V225H134V227H135ZM138 226L140 227L141 225L139 224ZM180 226H181V225H180ZM180 226H179V227H180ZM183 226H185V225H183ZM189 226H190V224H189ZM194 226H195V225H194ZM201 226H202V225H201ZM206 226H208V225H206ZM215 226H216V225H215ZM249 226H250V225H249ZM251 226H252V225H251ZM24 227H26V226H24ZM44 227H45V226H44ZM61 227H62V226H61ZM75 227H76V226H75ZM75 227H74V228H75ZM99 227H98V228H99ZM121 227H122V226H120V228H121ZM129 227H131V226H129ZM176 227H177V226H176ZM199 227H200V226H197V230L199 229ZM202 227H203V226H202ZM0 228H1V227H0ZM54 228H55V227H54ZM64 228H65V227H64ZM83 228H84V227H83ZM90 228H91V227H90ZM106 228H109V227H106ZM113 228H114V227H113ZM136 228H134V229H136ZM157 228H158V227H157ZM177 228H178V227H177ZM186 228H187V227H186ZM195 228H196V227H195ZM206 228H207V227H206ZM206 228H205V229H206ZM211 228H212V227H211ZM214 228H215V227H214ZM220 228H221V227H220ZM247 228H248V227H247ZM259 228H261V227H259ZM5 229H6V228H5ZM5 229H2V230L5 231ZM24 229H25V228H24ZM52 229H53V228H52ZM61 229H62V228H61ZM103 229H104V228H103ZM110 229H112V228H109L108 231H110ZM116 229H117V228H116ZM116 229H115V232H116ZM127 229H128V228H127ZM134 229L131 228L130 230H131V231H132V230L134 231ZM140 229H141V228H140ZM149 229H151V228H149ZM149 229H146V228H145V230H149ZM160 229H161V228H160ZM175 229H176V228H175ZM205 229H204V230H205ZM207 229H208V228H207ZM207 229H206L207 232H206V231H205V232H206V234H208L209 236H208V235H207V236L205 235V236L207 237L206 239H209V237H210V239H211V236L213 235L212 232H213L214 230H212V232H211V230H210V232H208ZM227 229H228V228H227ZM236 229H237V226H236ZM250 229L253 230V228H250ZM263 229H264V228H262V230H263ZM0 230H1V229H0ZM11 230H12V229H11ZM11 230L9 229V231H11ZM16 230H17V232H18V230H19L18 227L16 228ZM85 230H86V229H85ZM88 230H89V229H88ZM90 230H91V229H90ZM113 230H114V229H113ZM113 230H112V231H113ZM130 230L128 229V233H129ZM137 230H138V229H137ZM154 230H155V233H156V229H154ZM178 230H179V228H178ZM178 230H176V231H178ZM189 230L192 231L193 228H192V229L189 228ZM189 230H188V231H189ZM217 230H218V229H217ZM221 230H222V229H221ZM225 230H226V228H225ZM232 230H233V229H232ZM234 230H235V229H234ZM234 230H233V231H234ZM252 230H251V231H252ZM254 230H256V226H255V229H254ZM12 231H13V230H12ZM22 231H23V230H22ZM78 231H79V230H78ZM98 231H99V230H98ZM102 231H103V230H102ZM105 231H106V230H105ZM108 231H107V232H108ZM143 231H144V230H143ZM172 231H173V229H172ZM185 231H186V229H185ZM190 231H189V232H190ZM198 231H199V230H198ZM200 231H201V229H200ZM200 231H199V232H200ZM215 231H216V230H215ZM215 231H214V232H215ZM222 231H224V230H222ZM246 231H247V229H246ZM251 231H250V232H251ZM256 231H260V232H261V230H256ZM256 231H254V234H255ZM14 232H15V231H14ZM31 232H32V231H31ZM50 232H51V228H49L47 232H42V233H41V234H42V239H43V250L40 251V256H39L38 259H35V257H34L35 261L33 262V264H63L64 253H65V252H68V250H69V246H68V244H67L66 242H64V243H62V244L60 243V244H59V245L61 246L60 251H58L57 246H58V243H59V242H60V241L66 236V235L64 236V234H61V233L63 232V230H62L61 233H58V234L55 233L56 235H54V234L51 235ZM80 232H81V231H80ZM135 232L138 233L137 231H135ZM140 232H141V231H140ZM157 232L160 233V231H157ZM163 232H164V230H163ZM168 232H169V231H168ZM168 232H167V234H168ZM193 232H195V229H194ZM203 232H204V231H203ZM203 232H202V233H203ZM226 232H227V231H226ZM260 232H258V233H256V234L261 235ZM3 233H5V232H3ZM9 233H11V232H9ZM24 233L26 234V231H23L22 234H24ZM28 233H29V232H28ZM45 233H46V234H45ZM99 233H100V232H99ZM109 233L111 234V232H109ZM112 233H114V231H113ZM128 233L126 232V235H127ZM132 233H133V235H134V232H131V235H132ZM141 233H142V232H141ZM144 233L148 234V232H144ZM153 233H154V232H153ZM170 233H172V232L170 231L169 234H170ZM174 233H175V232H174ZM174 233H173V234H174ZM176 233H179V232H176ZM210 233H211V234H210ZM215 233H216V232H215ZM217 233H218V232H217ZM220 233H221V231H220ZM220 233H219V234H220ZM223 233H224V232H223ZM6 234L8 235L7 230H6L5 235H6ZM14 234H15V233H14ZM14 234H13V235H14ZM31 234H32V233H31ZM79 234H80V233H79ZM79 234H78V235H79ZM92 234H93V233H92ZM101 234H102V233H101ZM116 234H117V232H116ZM116 234H115V235H116ZM129 234H130V233H129ZM163 234H166V231H165ZM163 234H162V235H163ZM173 234H172V235H173ZM180 234H181V233H180ZM193 234H194V233H192V235H193ZM228 234H232L231 231H230V233H229V231H228ZM233 234H234V232H233ZM17 235H18V234H17ZM19 235H21V233H20ZM78 235H75V236H72V237H71V243H72L73 245H75V246H76L77 244L80 243V239H79L80 236L78 237ZM84 235H85V234H84ZM90 235H91V234H90ZM90 235H89V236H90ZM99 235H100V234H99ZM102 235H103V234H102ZM133 235H132V236H133ZM137 235H139V234H137ZM152 235H154V234H152ZM162 235H161V236H162ZM174 235H175V234H174ZM174 235H173V236H174ZM187 235H188V234H187ZM189 235H190V233H189ZM199 235H201L200 237H202L203 234H199ZM199 235L197 234L196 237L198 236V238H199ZM210 235H211V236H210ZM223 235H224V234H223ZM223 235H222V236H223ZM225 235H226V234H225ZM235 235H236V234H235ZM235 235H234L233 237H235ZM239 235H240V234H239ZM1 236H2V235H1ZM22 236H24V235H22ZM26 236L29 237V234H26ZM36 236H37V235L35 234L34 237H36ZM43 236H44V237H43ZM91 236H92V235H91ZM91 236H90V237H91ZM93 236H94V235H93ZM103 236H104V235H103ZM110 236H111V235H110ZM110 236H107V237H108V240H110V242H111V240L114 241L113 238L110 239V238H111ZM116 236H117V235H116ZM127 236H128V235H127ZM134 236L137 238L136 235H134ZM146 236H147V235H146ZM158 236H159V235H158ZM158 236H157V237H158ZM173 236H172V237H173ZM190 236H191V235H190ZM193 236H194V235H193ZM215 236H216L215 238H217V237H218V234L215 235ZM226 236H227V235H226ZM231 236H232V235H231ZM240 236H241V238H239L240 240L238 241V243H241L242 240H243V235H240ZM249 236H250V235H249ZM249 236H248V237H249ZM253 236H254V235H253ZM7 237L9 238V237H11V236L8 235ZM15 237H16V236H15ZM34 237H33V238H34ZM84 237H85V236H84ZM101 237H102V236H100V238H101ZM118 237H119V236H118ZM130 237H131V236H130ZM130 237H126L127 239L129 238L128 241H130ZM140 237H141V236H140ZM140 237L138 236V239H136L137 241H135V242H137V243L140 242L141 240L138 241ZM143 237H144V236H143ZM143 237H141V239L144 240L146 237H145V238H143ZM152 237L154 238V236H152ZM164 237H165V236H164ZM164 237H162V238H164ZM174 237H175V236H174ZM174 237H173V239H175ZM179 237H180V235H179ZM186 237H188V236H186ZM196 237H195V238H196ZM227 237H228V236H227ZM227 237H226V238H227ZM233 237H232V238H233ZM254 237H256V235H255ZM258 237H259V236H258ZM258 237H256V239H257ZM5 238H6V236H5ZM5 238L3 237L2 239L4 240ZM11 238H12V237H11ZM11 238H10V239H11ZM19 238H21V236H19ZM22 238H23V237H22ZM22 238L20 239V241L22 240ZM24 238H27V237L24 236ZM92 238H93V237H92ZM147 238H149V241H148V242H150L151 238H150L149 236H147ZM147 238H146V239H147ZM168 238H169V239H168ZM189 238H190V237H189ZM198 238H196V239H198ZM204 238H205V237L203 236V238H199V239L201 240V239H204ZM213 238H214V237H213ZM215 238H214V242H215ZM223 238H225V237H223ZM260 238H261V236H260ZM260 238H259V239H260ZM15 239H16V238H15ZM31 239H32V238H31ZM104 239H105V237H104ZM104 239H103V240H104ZM167 239H168V241L165 240V239H163V240L169 242L170 239H171V241H173V239H172L170 236L167 237ZM199 239H198V240H199ZM206 239H205V240H206ZM210 239H209V240H210ZM218 239H219V241H220V238H218ZM218 239H217V240H218ZM228 239H229V237H228ZM230 239H231V237H230ZM233 239H234V238H233ZM244 239H245V238H244ZM248 239H249V238H248ZM13 240H14V238H13ZM13 240H12V241H13ZM27 240H28V239H27ZM29 240H30V239H29ZM32 240H34V239H32ZM84 240H85V238H84ZM108 240H107V241H108ZM161 240H162V239H161ZM181 240H182V239H181ZM181 240H180V241H181ZM185 240H186V239H185ZM185 240H184V242H185ZM209 240H208L207 242H210ZM223 240H226V239H223ZM234 240H235V239H234ZM1 241H2V240H1ZM1 241H0V242H1ZM5 241H7V239L4 240V243H3V242H2V243H3V244H7L8 241H7L6 243H5ZM9 241H11V240H9ZM12 241L9 242V243H12V244H13ZM15 241H17V239H16ZM20 241H19V242H20ZM22 241H23V240H22ZM24 241H25V240H24ZM146 241H147V240H146ZM174 241H175V240H174ZM180 241H179V242H180ZM196 241H197V240H196ZM203 241H204V240H203ZM212 241H213V240L211 239V242H210V243H212ZM219 241H218V242H219ZM221 241H222V240H221ZM230 241H231V240H230ZM230 241H229V242H230ZM235 241H236V240H235ZM245 241H246V240H245ZM249 241H250V240H249ZM253 241H254V242H257V240H256V241L253 240ZM260 241H262V240H260ZM27 242H29V241H27ZM34 242H35V241H34ZM92 242H93V241H92ZM99 242H101V240L98 241V244H99ZM102 242H103V241H102ZM102 242H101V243H102ZM131 242H132V239H131ZM131 242H129V245L131 244ZM141 242H142V241H141ZM141 242H140V243H141ZM167 242H166L165 244H167ZM177 242H178V241L173 242V243H177ZM182 242H183V240H182ZM184 242H183V243H184ZM187 242H188V241H187ZM187 242H186V243H187ZM194 242H195V241H194ZM214 242H213V243H214ZM226 242H227V241H226ZM231 242H232V241H231ZM231 242L229 243V244H231V245H229L228 243H226V244L229 245V246L227 245L228 248L236 249V248H234V245H233V243H231ZM233 242H234V241H233ZM262 242H263V241H262ZM17 243H18V242H17ZM17 243H16V244H17ZM21 243H22V242H21ZM24 243H25V242H24ZM40 243H41V242H40ZM96 243H97V242H96ZM140 243H138V244H140ZM183 243H178V245L181 244V248H182V247H184ZM210 243H209V244H210ZM216 243H217V241H216ZM224 243H225V242H224ZM224 243H223V244H224ZM236 243H237V242H236ZM236 243L234 242L235 246H236ZM243 243H244V240H243ZM249 243H252V244H253V242H249ZM3 244H2V245H3ZM25 244H26V243H25ZM105 244H106V243H104V246H105ZM107 244H108V243H107ZM115 244H117V243L115 242ZM141 244L146 245L147 243H146V242H145V243L143 242V243H141ZM141 244L139 245L138 248H141V247H140ZM161 244H162V243H161ZM171 244H172V243H171ZM187 244H188V243H187ZM192 244H193V243H192ZM192 244H191V247L193 248ZM247 244H248V243H247ZM260 244H262V243H260ZM2 245H0V246H2ZM14 245H15V243H14ZM19 245H20V244L18 243V246H19ZM34 245H36V244H34ZM41 245H42V244H41ZM84 245H85V244H84ZM90 245H91V243H90ZM92 245H93V244H92ZM95 245H97V244H95ZM118 245H121V244H118ZM118 245H117V246H118ZM122 245H123V244H122ZM143 245H142V247H143ZM172 245H173V244H172ZM172 245H171V246H172ZM189 245H190V244H189ZM211 245H212V244H211ZM214 245H216V244H214ZM224 245H225V244H224ZM232 245H233V246H232ZM245 245H246V244H245ZM248 245H249V244H248ZM5 246H6V245H5ZM5 246H4V249H6ZM21 246H22V244H21ZM28 246H29V244H28ZM30 246H31V245H30ZM97 246H98V245H97ZM99 246H100V245H99ZM104 246H103V247H104ZM106 246H107V245H106ZM106 246H105V248H106ZM126 246H127V245H126ZM132 246H133V245H132ZM134 246H135V245H134ZM161 246H162V245H161ZM161 246H160V247H161ZM168 246H170V245H168ZM168 246H167V247H168ZM176 246H177V245H176ZM186 246H187V245H186ZM212 246H213V245H212ZM246 246H247V245H246ZM36 247H37V246H36ZM95 247H96V246H95ZM108 247H109V245H108ZM108 247H107V248H108ZM118 247H119V246H118ZM120 247H121V246H120ZM122 247H123V246H122ZM146 247H147V246H146ZM178 247H179V246H178ZM178 247H177V248H178ZM187 247H188V246H187ZM191 247H189V248L192 249ZM237 247H238V246H237ZM239 247H240V244H239ZM247 247H249V246H247ZM250 247H252V246H250ZM2 248H3V247H2ZM13 248H14V247H13ZM13 248L10 250L11 253H12ZM22 248H23V247H22ZM22 248H21V249H22ZM92 248H93V247H92ZM96 248H99V247H96ZM96 248H95V249H96ZM165 248H166V247H164V249H165ZM170 248H171V247H170ZM177 248L174 247V250L177 249ZM189 248H188V249H189ZM194 248H195V247H194ZM252 248L254 249L255 246L252 247ZM252 248H251V249H252ZM8 249H9V248H8ZM23 249H24V248H23ZM33 249H34V248H33ZM40 249H41V248H40ZM93 249H94V248H93ZM108 249H109V248H108ZM136 249H137V248H136ZM171 249H173V247H172ZM178 249H179L178 251H181V250H182V249L180 250V248H178ZM196 249H197V248H196ZM232 249H231V250H232ZM262 249H263V248H262ZM2 250H3V249H2ZM16 250H18L17 247H16ZM16 250H15V251H16ZM25 250H26V247H25ZM25 250H23V251H25ZM28 250H29V249H28ZM89 250H90V249H89ZM106 250H107V249H106ZM106 250H105V251H106ZM110 250H112V248H111ZM114 250H116V248H115ZM119 250L121 251V248H119ZM139 250H140V249H139ZM141 250H142V248H141ZM141 250H140V251H141ZM162 250H163V249H162ZM162 250H161V251H162ZM165 250H166V249H165ZM228 250H229V249H228ZM231 250H230V252H229V255H230V253H231ZM242 250H243V251H242ZM8 251H9V250H8ZM21 251H22V250H21ZM26 251H27V250H26ZM87 251H88V250H87ZM92 251H93V250H91L90 254H91V253H92V254L95 253V252H92ZM97 251H98V250H97ZM105 251H104V252H105ZM142 251H143V250H142ZM166 251H167V250H166ZM168 251H171V250H169V248H168ZM182 251H183V250H182ZM184 251H185V250H184ZM224 251H225V250H224ZM235 251H239V249H238V250L236 249ZM235 251L233 250L232 253H234ZM240 251H242L241 253H243V257H244L243 259H244V260L249 259L248 248L243 247ZM1 252H2V251H1ZM32 252H33V251H32ZM114 252H115V251H114ZM125 252H126V251H125ZM138 252H139V251H138ZM175 252H176V250L174 251V253H175ZM227 252H228V251H227ZM261 252H262V251H261ZM18 253H19V252H18ZM81 253H84V254H85V251H84V250H81ZM115 253H116V252H115ZM129 253H130V252H129ZM129 253H127V254H129ZM168 253H169V252H168ZM174 253H173V254L171 253V254L174 256ZM177 253H178V252H177ZM184 253H185V252H184ZM237 253H238V252H237ZM237 253H236V254H237ZM241 253H238L237 255L240 256ZM250 253H251V252H250ZM253 253H254V252H253ZM46 254L51 255V258H52L51 260L49 259L50 261H48V262L45 261V260H46V258H45V255H46ZM88 254H89V253H87V256H88ZM92 254L90 255V259H91ZM107 254H108V253H107ZM118 254H119V253H118ZM133 254H134V253H133ZM162 254H163V253H162ZM37 255H38V254H37ZM67 255H68V254H67ZM67 255H66L65 257H68ZM112 255H113V252H112ZM165 255H167L166 258L169 257L167 253H165L164 256H165ZM169 255H170V254H169ZM172 255H171V257H172ZM224 255H225V254H224ZM231 255H232V254H231ZM231 255H230L229 260L234 256V254H233L232 257H231ZM237 255H236V256H237ZM253 255H254V254H253ZM10 256H12V254H11ZM10 256H9V257H10ZM21 256H22V255H21ZM33 256H34V255H33ZM75 256H76V255H75ZM75 256H73V257H75ZM79 256H80V255H79ZM87 256H86V257H87ZM98 256H100V253H99ZM107 256H108V255H107ZM119 256H120V255H119ZM125 256H126V255H125ZM129 256H130V255H129ZM129 256H128V257H129ZM162 256H163V255H162ZM164 256H163V257H164ZM175 256H176V254H175ZM178 256H179V255H178ZM241 256H242V254H241ZM0 257H1V256H0ZM36 257H37V256H36ZM69 257H70V256H69ZM83 257H85V256H83ZM86 257H85V258H86ZM108 257H109V256H108ZM163 257H162V260H163V259H166L165 257H164V258H163ZM176 257H177V256H176ZM234 257H235V256H234ZM234 257H233L232 259H234ZM237 257H238V256H237ZM237 257H236V258H237ZM4 258H5V257H4ZM22 258H25V257H22ZM75 258H76V257H75ZM88 258H89V256H88ZM94 258H96V256H95ZM98 258H99V257H98ZM174 258H175V257H174ZM236 258L233 260V264L235 263L234 261H237ZM263 258H264V257H263ZM5 259H6V258H5ZM80 259L82 260V258H80ZM90 259H88V260H89V261H88V264H89V262H90ZM92 259H93V258H92ZM110 259H111V258H110ZM112 259H113V258H112ZM120 259H121V258H119V260H120ZM175 259H176V261L179 260V259H177V258H175ZM175 259H173V257H172V260H173V261H175ZM240 259L243 260L242 258H240ZM2 260H3V262L6 261V260L4 261L3 258H2ZM9 260L13 261L14 264H28V263H29V261H27V260H21L20 258L17 259V258H15V257L13 258V260H12V258H10ZM78 260H79V259H78ZM85 260H86V259H85ZM93 260H94V259H93ZM106 260H107V259H106ZM129 260H130V259H129ZM166 260H167V259H166ZM172 260H171V264H172V262H173ZM26 261H27V263H26ZM64 261H65V260H64ZM91 261H92V260H91ZM94 261H95V260H94ZM96 261H97V260H96ZM100 261H101V259H100ZM117 261H118V259H117ZM164 261H165V260H164ZM169 261H170V257H169ZM181 261H183V260H181ZM6 262L8 263V261H6ZM82 262H83V261H82ZM92 262H93V261H92ZM92 262H91V263H92ZM109 262H110V261H109ZM230 262H232V261L230 260ZM237 262H240V261H239V257H238V261H237ZM241 262H243V261H241ZM253 262H254V261H253ZM259 262H260V261H259ZM7 263H6V264H7ZM77 263H78V261H77ZM118 263H119V261H118ZM123 263L126 264V261H124ZM123 263H122V264H123ZM166 263L168 264V262H166ZM178 263H179V262H178ZM178 263H177V264H178ZM181 263H182V262H181ZM228 263H229V262H228ZM247 263H248V262H247ZM260 263H262V262H260ZM260 263H259V264H260ZM0 264H1V262H0ZM29 264H30V263H29ZM64 264H65V263H64ZM84 264H86V261L84 262ZM92 264H93V263H92ZM94 264H95V263H94ZM96 264H97V263H96ZM107 264H108V263H107ZM116 264H117V263H116ZM159 264H161V261H160ZM174 264H175V263H174ZM236 264H237V263H236Z\"/></svg>",
	"mask_w": 264,
	"mask_h": 264
}]
</instances>
